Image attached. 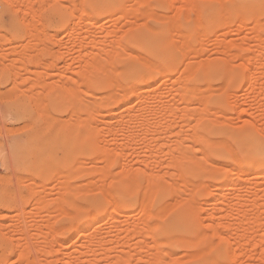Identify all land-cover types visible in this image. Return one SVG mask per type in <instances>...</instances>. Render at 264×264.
<instances>
[{
    "label": "rangeland",
    "instance_id": "obj_1",
    "mask_svg": "<svg viewBox=\"0 0 264 264\" xmlns=\"http://www.w3.org/2000/svg\"><path fill=\"white\" fill-rule=\"evenodd\" d=\"M15 1H17V4H16ZM24 1L25 0H9V1L8 0H0V12H2L3 14H6L7 21L9 20L8 22L6 21V23H4V24L1 23L2 26H5V27H2L0 25V29H1L0 30V90H2V92H0V107H1L0 108V113H1L0 114V128H1L0 129V144H2V145H0V148H2V149H0V157H1V154H2V157H3V158H0V210H1L0 214L3 215V216L2 215L0 216V222H1L0 223L1 224L0 225L1 226L0 227V232H1L0 233V264H18V263L21 264V262L26 264V262L28 263L29 261L33 262L34 264H36V263L38 264L40 262V260L49 259V258H51V259H49V261L54 263V264H62V263L63 264H67V263L68 264H74V263L80 264L81 262L86 264L87 262H85V259H87L86 261H88L89 264H92V263L93 264H95V263L103 264L104 262H107L106 260H109V258H107V257L105 258L104 257V259H103L102 257L100 258L99 256H95L96 258L98 257V258H100L102 260L101 261L100 259H98L100 262H96V260H95L96 258H94L95 261H93L92 259H90L88 257L89 254L91 255V258L94 255V254L93 255L91 254V253H93L92 251H91V253H89V252H90L91 249L93 251H95V253H97L96 251H98L99 249L104 251L105 250V245H106V248H107V245H108V248L109 247L110 248L114 247L115 245L112 244V241H114L115 238H116V240H115L116 242L115 241L113 242L115 244L117 243L115 247L118 250L123 249L122 252H123L125 257L124 256H122V257L126 258V261H125L120 256V255H123V254H121V251L119 252L118 250L117 251L115 250V252H112V257H113V255L115 256V254H113V253H117L116 254V256H118L116 258L117 262H123V264H126L129 261L127 264H135L134 261L136 262V260H138V261L140 260L141 262L137 261L138 263L136 262V264H142V263L143 264H145V263L146 264H148V263L151 264L153 262L152 260L154 259V262H153L154 264H163V263L164 264L165 263L166 264H188L191 261L196 260V258L197 259L199 258V256H195L194 257L192 255V253L189 252L191 250H192V252H195L196 248L195 247L190 248L188 246L186 247V245H182V244H180V245L178 244L177 245L176 242H175L176 243V245H175L174 241H172V239L170 238V235L165 230V227L167 226V223L171 219V217L174 216L176 213H178L182 209L180 207L181 204H179L178 206H177V204L178 203H183V205L185 206V205L188 204L187 203L188 201H192L193 202L192 205L196 202L195 204L199 205V207H198L199 209L202 206L201 209L199 210L198 208H196L198 205L194 204V206H196L195 207L196 210H194V207H191V205H189V206L187 205L188 207L193 208L195 213L193 212V210L191 208H190V210H192L191 211L192 212L191 216L194 219H196L195 218V214L199 213V215H196V216H199V217H197V218H199V220L196 219V221H198V223H199L198 224L196 222L198 230L201 231V227H202L203 231L205 230L207 232L208 231L211 232V233H209V232L205 233L204 232V234H207V235H205L202 238L200 237L199 244H198L199 247H204L203 245H205V246L206 245L207 246L211 245V249L212 250L211 249L209 250L210 254L212 256L216 255L215 257H216L217 260L219 259L218 261L221 262L220 264H223L222 263L223 261L225 262L224 264H228V263L229 264H231V263H233V264L234 263L235 264H243L244 262H245L244 264H246V262H249L248 264H250V263H252V264H254V263L255 264H264V261H263L264 260V256H262L263 252H264V251H262V249H264V247L261 250L259 249L260 247L264 246V207H263V205H264V199H263L264 198V195H263V191H264V187H263L264 186V155L262 153L261 154L257 153V151L255 152V150H254L255 147L253 146L254 142L260 143L261 141H262L261 144L264 145V49H263L264 48V36H263L264 35V27H263L264 26V5H259V4L252 3V2H242V3H240L237 0H209V1L208 0H206V1L205 0H192V1L183 0V2H186L187 4L183 3L182 0H146V1L145 0H143V1H141V0H100L101 2L99 0H59V2L57 0H29V1L26 0L25 2ZM145 2H146V4H145ZM189 2H191V3H189ZM19 3H21V4H19ZM134 3H136V4H134ZM181 4H183V6ZM185 4L188 5V6H186ZM28 5L29 6L31 5L30 8H29ZM145 5H146V7H144ZM129 6H131V8L133 10H130L131 8ZM27 8H28V10H27ZM142 8L143 9L144 8L149 9V10H147L148 13L144 12ZM185 8H187V10ZM121 9H123V10H121ZM120 10L122 11V13H124V11H125V14L121 13L122 15H120L119 14ZM221 10H223V11H221ZM149 11H150V13H149ZM115 12H117V13H115ZM154 12L155 13L158 12L157 13L158 16L159 15H161V16L158 17L157 14L154 15ZM131 13H133V14H131ZM139 13H142V14H139ZM127 14H129L128 17H126ZM130 14H131V16H130ZM137 14H138V17H137ZM109 15L112 16L111 19H114L113 18L114 15H115L114 16L115 18H117L118 16L120 17V19H119L120 21L118 20L116 26H114V27L112 26L111 27L112 28L111 30H113L112 33L114 32V29H115L116 35L119 32V34L117 36L118 38L115 37V39L117 38V40H114V38H112L113 36L110 35V34H109V36H112V37H109L108 33L106 31H103V30H106V29H103V30L101 29L102 28V22L101 21H103V19L105 21V18H106L107 22L111 20V19L109 20V18L111 17ZM143 15L146 16V17L142 19L141 17H143ZM124 16H125V19H124ZM154 16H156V17H154ZM157 17L159 19H157ZM160 17L163 18V19H161ZM107 18H108V20H107ZM133 18H135V20ZM128 19H130L129 22H128ZM136 21H138V22H136ZM142 21H143V23H141ZM9 22H11V23L9 24ZM100 22H101V25H100ZM130 22H131V24H130ZM254 23L256 25L258 24V26H255ZM259 24L261 25L260 27H259ZM147 25L148 26L151 25L152 27L149 29V27ZM131 26H133V27H131ZM169 26H171L172 29ZM153 27H154V29H152ZM168 27H169V29H168ZM173 28H175L174 31H172ZM155 29L159 30L162 33V35L165 36V40L167 41V47L171 51V54L175 57L173 66H170V67L168 66L167 69L165 68L166 73L164 75L160 74L159 71L154 69L153 64L157 63L159 61H157V59L154 56H152L151 53L146 52L142 47H140L138 45V42H139V40L142 37H146L151 31H153ZM41 33H43V34H41ZM3 34H5L6 36H4ZM178 35H179V37H178ZM105 36L107 37L106 39H105ZM169 36H171L174 41ZM37 37H38V39H37ZM258 37H259L260 40L258 39ZM39 38H40V40H39ZM99 39L100 40L101 39L102 40L105 39L104 41H102V43L103 42L105 43V42L108 41V43H106V44H108L107 46L109 47V43H110V45H114V48H115V46H119V45H116V43H114L115 41L118 42L117 44H119L121 42V44L123 46H125V48H127V49L124 48L125 49V51H124V49H122L123 47L120 46V47H122V48H120L121 50L117 47L119 49V51H117L118 49L114 50L110 46V48H112V50H111L112 51V53H111L112 55H110V56H112V57L109 56V59L106 60L107 57H108V53L109 52H107L106 50H105L106 51L105 52L103 50V49H105L104 48L105 47L104 43L102 45H101L100 41H99L100 44L97 43ZM108 39H110L111 41H109ZM176 40H178V41H176ZM258 40L260 42H258ZM95 41H97V42H95ZM20 43H21V45H20ZM28 44H30L31 47ZM34 44H36L35 48H34L35 50L33 49ZM45 44L48 45V46H46ZM187 44H189V45L187 46ZM24 45L26 46V49H31V50H26L25 47H21V46H24ZM183 45H186V46L183 47V48H186V50L181 48ZM97 46L100 47V48H102V46H103V49L100 50L99 48H96ZM78 47H80V49ZM108 47H106V48H108ZM190 47H192L193 49L190 48ZM22 48H24L26 51L23 50ZM83 48H85L86 50L83 49ZM110 48H108V49L110 50ZM189 48H190V50H189ZM98 49L101 51V53H100L101 55L100 56L98 55V51H99ZM194 49L196 51L197 50L198 51L196 52ZM21 50L24 51V52L22 53ZM36 50H37V52H36ZM96 50H98V51H96ZM122 50L124 52H126V55L121 53ZM193 50H194V52H193ZM17 51H19L20 53L17 52ZM81 51H82V53H81ZM91 51H94L95 53L91 52ZM185 51L186 52H188V51L193 52L192 54L196 53L197 54L195 56L196 58L194 57L195 58L194 59L191 53L188 54ZM203 51H205V52L203 53ZM228 51H230V56H228L229 55ZM83 52H85V53L88 52V55L84 54ZM130 52L133 53V54H131ZM183 52H184V54H183ZM223 52H224V54H223ZM59 53H61V54H59ZM89 53L90 54H93V53L95 54V55L93 54L94 55V57H93L94 59H96L97 56H99L98 58H100V57L103 56L104 53H107V57H105V55H104V57H105V60H106L105 62L108 65H106L104 63L103 66H101L102 62L104 61L103 60L104 57H103V59L101 58L103 60V61L101 60L102 61L101 64H100V62H97L96 65L100 64L99 67L101 66V68L105 67L104 65L109 66V63L111 64V66L113 65L112 68H115L114 69L115 71L113 70L112 71L113 73H110V74H113L114 77H112V78H114L115 80L111 79L112 80V83L110 82L111 85L108 84L107 78H109V77L111 78L112 75L110 76V74H109V77H107V72L108 71L106 72V74H105V71H103V70L108 69V67L105 68V69L102 68V70L100 68V70H99V67H97V66L94 67V64H95L94 63L91 66L90 69H87V68H89V65L92 64V62L88 63V66L86 65L87 62H85V64H84V61H86L85 58L86 59H88V57L92 58L89 55ZM225 53H227V55ZM21 54H23L25 56H23ZM27 54H29V55H27ZM190 54H191V56H190ZM26 55H27V57H26ZM31 55H34V57L31 56ZM36 55H38V56L36 57ZM184 55H186V56H184ZM187 55H188V59H189V57L193 58V61L197 60L196 62H198V61H200V59H202L199 63H196V65H197L196 68H195V62L193 63L195 70H194V72L192 71L194 69L193 65L191 67L193 69L190 70V71L193 72V74L192 73L189 74L188 71L187 72L185 71L186 66H187L186 63L192 61L190 59L186 60L187 59L186 58ZM13 57H14V60L12 62L11 60L13 59ZM35 57L37 59L38 58L39 59L37 60ZM143 57H145L144 59L148 60V62L150 63V64L148 63L149 65L148 64L145 65L146 61L145 60L143 61V59H142ZM206 57H207V59H206ZM19 58L20 59L23 58L24 61L23 60L20 61ZM34 58L36 60H34ZM118 58H119V61L116 60ZM203 58H205V59H203ZM15 59L17 61L19 60V62L17 63ZM252 59H255V60H252ZM87 61H89V60H87ZM107 61H110V62L108 63ZM139 61H141V62H139ZM259 61H262V62H259ZM182 62L185 65H182ZM42 63H46V66H48V67H44V69H43L44 71L42 70V65H43ZM52 63H54V64H52ZM131 63L137 65V67L139 68L138 70H140L139 72L141 74H143V76H145V80L144 81L142 80L144 78H141L140 80L137 81L138 84L143 85L145 88L147 87V85H149L151 89L153 88V89L156 90V88L159 85V83L164 79V78L162 79L161 77H165V76L169 77L168 81L171 83V85H170V83H169L170 87L167 86V84L164 85V86H166L165 87L166 89L164 91H165V94L168 93L166 95V97H168L167 99H170L171 102H173V104H174L173 108L175 110L172 109V111H175V112L172 113V111H170L168 114H166L165 117H167L168 119L167 118L164 119L165 118V117H163L164 114L162 113L163 116H161L162 114H159V113H161L159 111L156 112V113L159 112L158 114H156V113L154 114V112H152L153 115H156L157 117L158 116L162 117L161 119H162V121L165 120L166 121V122L164 121L165 123H167V120H169L168 123L170 125H167V124H165L163 122L164 126H162L163 128H165V125L167 126L166 130H167L168 134H167V136L165 134L164 138H167V139L169 138L168 139L170 141V142H168L169 144L167 143L168 140L164 139L166 143L163 146H161L160 143H159L160 145L154 143L155 145L153 147L149 148V145H148L149 142L148 141L150 139L148 137L152 136L153 131H149L148 130L149 131V133H148L146 131V128L142 127V126H144L143 124L146 123L145 121H147L148 118H150L151 115H149V113H147L149 115V117L146 114V116L148 117L147 119H146V117L145 118L143 117L144 119L138 117V119H139L138 120L136 118L137 116H133L132 117V118H136L137 119V121L135 119L132 120L133 124L134 123L138 124L139 122H141V123L143 122V124L140 123V128L142 127L149 134L147 136L146 135L147 133L145 131H144V133H146V134L142 133L143 132V131H141L142 128L141 129H139V128L137 129L138 131L140 130L141 133H140V131L138 133L137 130H134L132 128H130V129H132V130H130L129 129V127H130L129 123L132 124L131 121L129 122L128 120L125 119L123 121H120L121 123L117 124V120L115 119L116 117H114V115L116 114L118 117L121 115V114H119V113H121V111H119L120 110V108H119V104H120L119 101L120 100L113 99L112 97L108 98V100H107L106 98L103 97L104 95H101L104 98L102 100L106 101L107 104H108V106H107L106 102H104V106L103 107L101 106V102H102L100 100V98H101L100 94L101 93L104 94L105 92L111 90V88L115 89V90L112 89L111 91H117L116 90L117 88H115L117 86L114 84L113 81L117 80L116 84L119 83L118 84L119 86L123 85V86L126 87V85L127 86L130 85L129 83H131V82L128 79L127 66L129 64H131ZM7 65H9V66H7ZM19 65H21V66H19ZM81 65H86L87 66V68H86V66H85V68H83V69L87 70V71L85 70L86 72H84L85 73L84 75H86V76H83V73L80 71V70H82ZM203 65H204V67H203ZM50 66H52V67L50 68ZM55 66L58 69V71L55 68ZM152 66H153V68H152ZM13 67H15V68H13ZM25 67L28 70L31 69L32 71H30V72H32L33 74H34V72L35 73H40L42 71L44 73L46 71V68H47L48 70L46 71V73H48V75L46 73H45V75L43 73H42L43 75H41V73H40V75L37 74L36 75L37 77L39 75L38 83L36 81L35 75H32V76L35 77V80H33L32 77H30V79L28 78L30 81L28 79L27 80H28V82H30V84H32L34 82L33 83V85H34L36 83V86L35 87L31 86L33 88L30 89L31 88L30 84L26 81V78H27L26 75L28 74L29 71H26L27 73L24 72L25 74L23 73V71H25V69H24ZM39 67H41L40 69L42 70L40 72H38V70H37V69H39ZM80 67H81V69L79 70ZM34 68L36 69L37 72L35 70L33 71ZM73 68H74V70H73ZM93 68H94V70H93ZM189 68H190V66H189ZM77 69L79 71H77ZM75 70L77 71V74H74L75 76H73L72 73L76 72ZM88 70H91V71H89V72L92 73L91 75L88 72ZM18 71L21 72L22 75ZM56 71L61 73V75L57 74ZM82 71H84V70H82ZM110 71H111V67H110ZM13 72H15V73H13ZM49 72H50V74H49ZM54 72H56V75L55 74L53 75ZM80 72L82 73L83 78L86 79V80L84 79V84H86V86L83 84L82 88H84V87L87 88V89H85V88L84 89L81 88V89L82 90H86L85 93H84V94H86V96L87 95L91 96L93 94H94L93 96L99 95L98 96V98H99L98 99V104L95 103V104H97V108L99 110H96V107L94 109L93 106L91 107V109H94V110H91V109L89 110L88 106L86 107V103L85 102L87 100H89L90 96H88L89 98L86 97V99L88 98L87 100H85V97H84L85 102H83V99H81L82 97L80 98L82 101L79 100L78 97H76L74 99L72 98L73 96L76 95L75 94L76 91L81 90L79 88L81 87V84L83 83V80H80V75H81ZM32 73H29V74L31 75ZM51 73H52V76H54V77L51 76ZM144 73H146L147 75L144 74ZM29 74H28V77L30 76ZM62 74L64 76H62ZM78 74H79V76L77 77ZM178 74H180V75H178ZM181 74H182L183 77H181ZM20 75H21V78H22V76H23V78H25V79L22 78V80L25 81L23 85H20V83L23 82L20 79ZM58 75L63 77V78H61V79H63L62 83L64 82L63 84L66 83V84H68V86L71 85L70 82H68V79L69 78L71 79V76H73L74 78L77 77V80L78 79L80 80V82H79V80L75 81V79H72V80L75 81L73 83L75 85H77V87H78V90H76L74 92L73 96H71L72 94L70 93V91H68V89L67 90L64 89V88L67 87L66 84H65L66 87L62 88L63 84L59 82L60 81L59 80L60 76H58ZM173 75H174V78H173ZM15 76H16V78H15ZM68 76H70V77L66 78ZM186 76H187V78H184ZM11 77H12V79H11ZM51 77H52V80H53V83H52L53 87H50V89L48 88V89L45 90V87L47 86L46 85V81L48 82L51 79ZM167 77L165 79H168ZM170 77L172 79H174V81L176 79L178 81L174 82ZM14 78L16 80H14ZM31 78H32L33 81L31 80ZM40 78H43V82L45 83L46 86L43 84L42 81H40V80H42ZM53 78L59 80L58 83L60 85L56 84L57 81L54 82ZM146 78H147V80L148 79L149 80L146 81ZM179 78H180V82L185 79L184 82L186 84L182 81V83L184 85L183 84H179L178 85ZM65 79H66V81H65ZM91 79H92V81H91ZM99 79H101V80L104 79L103 80L104 81L103 85H101V86L95 85L96 84L95 80H99ZM109 81H110V79H109ZM156 81H158V82H156ZM168 81H167V83H168ZM77 82H79L80 85L76 84ZM176 82H178V83H176ZM12 83L16 87H18L20 85L18 88H20V90L22 88L21 92H20L19 89H16V87H13ZM15 83L18 86L15 85ZM48 83L50 84V82H48ZM152 84L153 85L155 84L154 86H156V87H151ZM176 84L178 86H176ZM40 85L43 86V87L40 88L39 87ZM54 85H56V87ZM57 85H59L60 88ZM185 85H187V86H185ZM192 85H193L194 88L190 87ZM221 85L223 86L222 88H221ZM24 86H27V88L30 89L31 91L39 89V91L42 90L43 92L41 91L40 93H38L37 90H36L34 92V94H33V92L31 94V92L29 93L30 90H28V92L26 91L27 92V94H26V92H24V90H27V88L25 87V89H23ZM72 86H74V85H72ZM72 86H70V88H72ZM181 86H182V88L180 90L179 87H181ZM8 87L9 88L11 87V89H9ZM12 87L15 88V91H13L14 89H12ZM48 87H49V85H48ZM186 87H188V88H186ZM195 87L197 89H200V90L197 91ZM215 87H217V90H214ZM218 87H219V91H218ZM56 88H57V91H56ZM61 88H62V90H61ZM173 88H176V89H174L175 91H173ZM74 89H76V86H74ZM192 89L195 90V92L191 91ZM6 90H8V91H6ZM18 90H19V92L17 93ZM53 90H55L56 92H59V95L55 91H54L55 92V94H54ZM82 90L80 91L81 93H82ZM88 91H90L89 94L87 93ZM186 91L188 93L191 92V94H188V93L186 94ZM199 91L202 92V93H200ZM4 92H6V93H4ZM80 92L78 91L77 93L79 94ZM172 92H175V93L177 92V93L175 95ZM28 93L30 94V96L31 95L35 96V94H37L33 98V101H32V97H30ZM67 93L70 94L69 98H72L73 100H75V101H73L74 104L72 102V99H70L71 101L68 102V96H66ZM109 93H111L113 95L115 92L113 93V92L109 91ZM196 93L197 94L199 93L200 95H197ZM173 94L175 96H173ZM41 95L43 97V101L44 102L41 101L42 100ZM82 95L83 94H80V95H77V96H82ZM105 95L107 96V93H105ZM65 96H66V98H65ZM83 96H85V95H83ZM176 96L179 97V98L184 97L183 99H180L182 102ZM198 96L201 98V100H200V98L199 99L197 98ZM38 97H41V98H38ZM37 98H38V100L41 99V100H39V101H41L40 105H41V103H44V105H46L45 107L48 110V111L46 110V112H45V115L48 112L47 113L48 116H46V118L43 115L44 112L42 113L40 111L41 109H37V106H40L39 103L36 102ZM136 98H137L136 96L132 97V100L133 99H134V101L136 100L135 103L138 100ZM211 98L213 100H210ZM61 99H63V101L65 102V104L63 103L64 104L63 107H61L62 106L61 103H59L60 106L58 105V107L53 106V104H52L53 102H55L57 100H61ZM91 99H94V102H95L97 100V97L93 98L91 96L90 100ZM76 100H77V102H76ZM90 100H89V102L91 103V105H93L94 104L93 100L92 101H90ZM176 100H177V102H176ZM134 101H133V103H134ZM183 101H184V103H183ZM108 102H110V103H108ZM179 102H181V103L179 104ZM194 102L196 104H194ZM33 103H37L36 106H34ZM77 103H78V105H77ZM130 103H132V101ZM51 104H52V106H51ZM117 104H118V106H117ZM75 105H76V107H78V109L75 107ZM130 105H132V104H130ZM133 105H135V104H133ZM185 105H186V107H185ZM192 105H195L194 107H196V108H194ZM72 106H73L74 109H76L78 111L76 112V110H74L73 108L71 109L73 111H71L70 107H72ZM114 106H117V107H114ZM41 107H42V105H41ZM6 108H10L11 111H8V112L13 113V114H14V111H18V112H20L22 114H23V111H24L25 114L21 117L22 119L19 118L21 120H18L16 115H15L16 117H11V118H8V120H7L6 115H8V112L7 111L5 112ZM185 108H188V109H185ZM42 110L45 111L44 109H42ZM87 110H89V112ZM95 110H96L97 114H95L96 113V112H94ZM108 110L110 111V115H109V111ZM184 110H186V111L188 110V112H185ZM208 110L209 111L211 110L210 114L207 113V112H209ZM39 111L41 113H39ZM98 111L101 113V115H99ZM102 111H104L106 113V115L108 113V115L111 116L112 119H115L117 125L115 124L114 120H113L114 123L112 121H108L109 118H110V120H112L111 117H108V115L106 116L105 113L102 112ZM111 111L112 112L114 111V112L112 113ZM117 111H118L119 115L117 114ZM198 111H200V112H198ZM68 112L70 114H68ZM90 112H92V113L90 114ZM140 112H141L142 115H144L143 113L145 111H144V109H143V111L141 109V110H139V112H136V113L134 112V113L137 114V113H140ZM147 112H149V111H147ZM197 112L199 113V115H198ZM211 112H213L212 115L215 113V115H213L214 117L211 115ZM73 113L74 114L76 113L78 117L80 115V118H78V119L75 118V121H71V119H72L71 117L76 116V115H72ZM87 113H88V115H86ZM102 113H104V114H102ZM183 113H185V114H183ZM186 113H188V115H190V117ZM200 113H201V115H200ZM52 114H53L54 117L56 115V117L59 116L60 118H54L52 116ZM93 115H94V117H93ZM202 115L204 117H201L199 119L198 117L202 116ZM209 115L212 118L216 119V120L218 119V121H220L221 124L220 123H216V121L214 119H210V121L214 120L215 123L211 122L212 125H211V123L209 124L210 121L207 122L208 119H209L208 117H210ZM215 116H216V118H215ZM47 117L49 119H47ZM64 117L66 119L71 118L70 121L68 120L69 123H65L66 121L65 122L63 121L60 124L58 121L64 119ZM97 117H98V119H97ZM103 118L106 119L108 122L106 120H105L106 122L103 121ZM182 118H184L183 121H182ZM94 119L97 120V121L101 120L102 122H104L106 124L103 126V123L100 122L101 124L99 123V125H98L97 124L98 122L96 121L97 122L96 123ZM140 119L143 120V121H140ZM153 119H157V118L152 117V118L149 119V121H152ZM161 119L159 118L157 120H161ZM197 119H199V120L196 121V124H194L195 120H197ZM85 120L88 121V122L86 121L88 124L89 123H92V124L88 125L89 126L88 127L87 123H85ZM184 120H188V121L190 120V121L189 122L187 121V123H186V122H184ZM126 121L128 122L127 123L128 124V126H127L128 128L126 127V125H127ZM149 121H147V127H148V125L151 126L153 124L152 123L153 121L152 122H149ZM49 122H51V124H49ZM183 122L186 123V124L190 123L187 126H189V125L190 126H194L193 130H192V127H190V126H189L190 128L187 127V129H188L187 132H186V129H185L186 133H188V132L191 133L192 132L193 135L196 134V133H197V135H198V133L199 134L202 133L199 136L200 137L199 139H195V141L193 139V141H192L193 143L191 142L192 138H191L190 142H189V140H187L188 142L187 141H185V142L188 145L194 146L193 148H195V149H197L198 146H199L198 148H202L201 150H203V152L202 151L201 152L204 153V154H202L200 152H197V151H200L199 149H197V150L194 149V150L197 152V154L199 153L198 156L202 158L199 161L203 162L202 160L205 159V158L202 157V155H203V156L206 157V159H208L206 161V164L207 163L208 164L204 165L205 164V160H204V164L202 163L203 166H200L199 161L195 160V158L194 159H189V158H192V157H190L191 155H189V158L186 157L180 163L181 166L183 165L182 163L185 164V166L183 165L184 167H182V169L184 168V170L182 171V169L180 168L181 166H178V170L179 171H177V170L175 171L174 170L175 166H171L167 162V160H168L167 158H169V157L167 156L166 153L169 152V151H167L168 148H164V147H167L168 145L171 146V144L176 141L174 139H177L178 136L176 137L174 135V132H176L180 128V127L178 128V125L179 126H181V125L183 126V124H184ZM47 123H48V125H47ZM63 123H65V124H63ZM122 123H125L124 124L125 126L122 125ZM148 123H150L151 125L148 124ZM171 123L172 124L174 123L173 124L174 127H175L174 129L177 128V130L173 129V127H172L173 125H171ZM205 123L208 124V125H206ZM11 124H12L13 128L11 127ZM24 124L26 125V127H25ZM71 124L73 125L72 127H71ZM93 124H95L96 126H94ZM109 124H114V125H113V127H111L112 125H109ZM133 124L131 125V127H134ZM106 125L107 126L109 125L110 127L108 126V128H107ZM118 125L119 126L121 125V126H124V127L123 128L120 127V129H121L120 130ZM8 126L10 128H12V129L8 128ZM93 126L96 127V128H94ZM98 126H100V127H98ZM105 126L110 131L109 130L107 131ZM117 126H118V130H116ZM201 126L205 127V128H198V127H201ZM16 127L17 128L19 127V128L17 129ZM97 127L99 129L100 128H102V129L98 130ZM135 127H138V126H135ZM162 127H159L158 129L160 130ZM184 127L185 126H183V128ZM7 128H8V131H7ZM14 128H16V129H14ZM72 128H74L75 130L72 129ZM86 129L88 130V134L86 135L85 139L88 141L87 143H89V144L87 146L83 147L82 142L84 141V139L82 140V138L80 136H78V138L75 139V141H74V142H77L75 145L73 144L74 143L73 141H71L72 143L67 145L68 146V150H70L71 153H68V154H65V155L64 154H61V155L59 154L57 156H53L52 157L50 155L45 154V155H41V157H39V156L36 155V152L34 153V151H29V150L25 151L23 149L21 151H19L18 155L13 154L12 152H9V154H8V152H7V149H10L11 148L10 146H12L13 143H15L17 146H21L23 144L22 140L30 142L37 149L38 148L40 149L42 147H46L47 144L51 145L52 143H51L50 135L53 137V134H54L53 132L55 130L57 132L60 131V135H65L67 132H73V131H76V130L77 131H85ZM122 129H126V130L123 131ZM148 129L153 130L154 128L151 127V128H148ZM9 130H10V132H9ZM102 130H103V132H99V131H102ZM128 130H130L131 132L134 131L135 133H138L139 134V141H137L138 137H135L136 139H134V134L135 133L133 134V132L131 133ZM169 130H170V133H169ZM126 131H128V132H126ZM49 132L50 133L52 132V133L50 134ZM107 132L110 133V134H107ZM122 132H126L127 134H129V132H130L131 135L133 134V136H131L129 134L131 136V137H129L126 133H122ZM151 132H152V134H151ZM261 132H263V133H261ZM102 133H104L105 135L102 134ZM113 134H114V138H113ZM138 134H137V136H138ZM141 134H144L149 139L148 140L146 137H143L144 135L142 136L143 138H145V140H147L148 143L145 142L143 139L140 142V138H142V137H140ZM153 135L155 136V137L152 136V138L154 139V138L158 137L159 134L157 135V133H156V134H153ZM187 135H191V134L188 133ZM197 135H195V136H197ZM247 135H248V137H247ZM202 136L205 137L206 139H208V141L205 138H202ZM124 137H128V140L125 139ZM186 137L187 136H185V138ZM48 138H50V139L48 140ZM101 138H103V139H101ZM115 138H117L119 141L117 139H115ZM129 138H132V140H136L137 142L132 141V142H135V143H132L131 139L129 141ZM211 138H212V142H213V140L217 141L218 139L222 140L224 138L223 139V143L222 142L221 143L222 144L226 143V144L222 145V144L216 142V143H214V145H221L220 149H218L219 147H217L216 149L223 151L222 149H225L223 146L226 147L229 144V147H231L233 149V151H232L231 148H229L230 150H227V147H226V150L228 152L230 151V153H231V151L234 152V155L236 156V158H237L236 160H238V163L236 164L234 162L235 159H234L233 156L232 157L230 156L231 155L230 153L229 154L227 153V157H222V156H218V155L214 156V154L211 155L210 150H209V148L211 146L210 145ZM2 139H4V140H2ZM111 139H112L113 142H110ZM187 139H190V138H187ZM200 139H201V141H200ZM42 140H48L49 142L45 143L47 141L44 142ZM100 140H102V141H106L107 140L106 141L107 144L102 142V141H100ZM224 140H226V142ZM96 141H98V142H96ZM117 141H118V143H117ZM154 141H155V139H154ZM196 141H197V145L194 144V142H196ZM128 142H130V143H128ZM144 142L148 145L149 150H152V148L154 149V147L156 145L160 146V148L162 147V149L163 148L166 149L167 152H163L157 146L156 147L157 148L156 152H157V150H160V154H162L161 153V151H162L164 153L163 155L165 156V159L163 158L164 162H163V160H161V162H163V164L170 165L172 168H169L170 166H167V165L166 166L164 165V167H163L162 163L155 162V159L157 160V156L159 155V151H158L157 156L155 158H153L154 164H152L150 158H151V154H154L155 152L153 153L154 150H152L151 151L152 153L150 154V152L144 151L142 148H144V147H145L144 149L147 148V146H146V144ZM150 142H151V144H153L152 140ZM159 142H162V141H159ZM4 143H6V146H5ZM98 143H99L100 146H102V143H104L103 145H104L105 149H104L103 146H102V148H100ZM3 144H4V146H3ZM40 144H41L42 147L40 146ZM166 144H168V145L166 146ZM123 145H124V147H123ZM137 145H138V147H137ZM107 147H108V149H107ZM237 147H239L241 149V151ZM4 148L6 150V153L1 151ZM120 148H122V149L120 150ZM171 148H173V147L171 146ZM140 149H142V150H140ZM106 150H107L108 153L109 152L110 153L108 154L106 152ZM137 150H139V151H137ZM146 150H148V149H146ZM141 151H143L144 153H146V152L149 153L148 154V156H150L149 157V160H150V164L149 165H150V167L152 169H148L149 168L148 162H146L147 165H146V163L145 164H140L139 163V162L142 161L141 159L145 160L144 158H141L142 156L145 155L144 154V155L141 156ZM173 153L177 154L176 152H174V150H170V154H173ZM104 154H105V156H104ZM106 154H107V156H106ZM122 154H125V156H123ZM194 154H196V153L194 152ZM194 154L192 153V156ZM197 154H196V156H197ZM200 154H201V156H200ZM108 155H109V157L111 159L110 158L106 159V157H108ZM163 155H160V157H162ZM148 156L145 155L144 157L148 160ZM6 157L7 158L9 157L10 160H9V158L7 159ZM137 157H139V160H138ZM152 157H154V156H152ZM178 157L179 156H177L176 158H178ZM4 158L6 159V161L9 160L8 161L9 163H7L5 161V163L8 166L3 164ZM171 158H173V156H171ZM133 159H135V160H133ZM186 160L188 162H186ZM130 161H132L131 162L132 164L130 163ZM159 161H160V159H159ZM10 162H11V164H10ZM17 162H19V163H17ZM142 162L144 163V161H142ZM24 164H25V167L23 166ZM75 164H76L77 167L74 166V169H72V167H73L72 165H75ZM82 164H85V165L83 166ZM86 164H88V165H86ZM189 164L190 165L192 164V166H194V167L197 166L198 169H196L197 167L189 168L190 167ZM209 164L211 165V167H213L212 168L213 170L210 168L212 170V172L210 171V169L206 168V167H210ZM217 164H218V166H221V168L220 167L218 168ZM78 165H79V167H78ZM215 165H216V167L219 170L216 169ZM81 166L83 167V169H82ZM85 166H87V168H85ZM204 166H206V167L204 168ZM68 167H69V169H68ZM131 167H134V168H132L133 171L131 170ZM75 168L77 170H79L78 171V172H80L79 174L78 173L77 174H75V173L71 174L70 170L71 171L73 170L72 172L77 171ZM80 168H81V170H80ZM123 168H125V169L129 168V169L125 170ZM155 168H156V170H155ZM84 169H85V171H84ZM141 169H144V173L147 172V175H148L149 170L150 171L152 170L153 172L152 171L151 172L153 174H155L156 172L159 173V172H161L163 170H164V172L166 171L167 177H170L171 179L173 177V180H175V179L177 180L178 179L177 181L175 180V183H176V185H178L180 183V185L177 186V188L179 190L175 189L177 191H174V194H173V189L172 188H174V185H173L174 183L172 184V182H174V181H169V178H167L168 179L167 180L166 177L164 178V176H166L165 175L166 173H164V172H162V173H164V176H163L164 180L161 179V177H162L161 174L162 173L159 174V175L156 173L157 174L156 175L157 178H155L156 176L154 178H155V180L157 182H160V184L164 187V189L155 192V193H157V195L154 193L153 194L154 197L152 196V192L153 191L150 190L151 191L150 193L146 192V194H147L146 196L147 197L148 196H150V197L152 196V197H151V200L148 199L150 197H148V198L146 197V200L147 201L149 200V201L147 203H145V204L148 205L149 207H148V210L145 207L143 209L142 205L145 206V204H143V201H142L143 197H145L144 188H145L146 185H149L148 184L149 178L144 176L146 174L142 173L143 170H141ZM176 169H177V167H176ZM122 170L127 172V173H125V172L122 173ZM140 170H141V172H140ZM221 170H223V171H221ZM109 171H111V172H109ZM131 171L134 173V175H132L133 177H131L129 175V173H132ZM170 171H172V173L174 175H176V176H172V173L170 174ZM174 171H175V173H174ZM239 171H240V174H238ZM242 171H243L244 174L242 173ZM256 171H258V173ZM118 172H120V174H122V175H120ZM179 172H180V174H179ZM63 173L66 174V176ZM261 173L263 174V176L261 175L263 178L261 176H258ZM73 174H74V176H73ZM115 174H117V178L118 177H120V178H118V179L113 178V177H115ZM251 174L252 175L254 174V176H256L258 174L257 177H256L257 180H256V178L254 176H253V180H252V175ZM118 175H120V176H118ZM6 176L9 177V178H7ZM27 176H29L28 177L29 180L27 179ZM72 176H73V178H72ZM121 176H122V178H121ZM228 176H229L230 179L228 178ZM15 177H17V179H15ZM23 177L26 178L27 180L23 179ZM66 177L67 178L71 177V178L67 179ZM182 177H183L182 181H185V182L187 180H191V181L187 182L188 184H186V185L184 184V182H183V184H181L182 181L180 182L179 179L181 180ZM258 177H261V178L259 179ZM130 178H134L133 181H132V184H131V180L132 179L130 180ZM60 179L61 180L63 179V182L65 181V179H67L65 182L66 183L69 182L70 185H73L74 187L73 186L70 187V185H68V184H66V185H68L72 190H75V191H78V192H75V191H72V190L70 191L69 190L70 188H68V186H66L65 183H63ZM165 179L170 183V184L168 183L169 186L166 183ZM184 179H186V180H184ZM254 179H255V181H254ZM12 180H13V182H12ZM81 180H82V182H81ZM83 180L84 181L86 180V182L89 183V184L86 185L85 184L86 182H84ZM128 180L130 181L131 185L127 182ZM29 182H30V184H29ZM133 182H134V184H133ZM136 182H137V184L135 185ZM146 182H147V184L145 185L144 183H146ZM149 182L151 183V180H149ZM197 182H199V183H197ZM257 182H259L261 185H259V183L257 185ZM35 183L39 184V188H38V185H36ZM78 183H79V185H78ZM47 184H48V187H47ZM80 184L82 186H80ZM142 184H144L145 186H143ZM196 184L198 185V187H197ZM226 184H228V186H231V188L227 187ZM61 185H64V186L61 187ZM132 185H134V186H132ZM182 185H183L185 190L182 188ZM249 185H251L252 187L249 186ZM31 186L33 188L35 187V189H37V190L33 189ZM65 186L68 189H66ZM76 186H78V188L81 189V191ZM131 186H132V188H131ZM171 186H173V187L170 190ZM195 186H196V188H194ZM218 186H220V187H218ZM59 187H61V189L64 190V191L62 192ZM63 187H64V189H63ZM207 187H208V189H207ZM216 187H217V189H216ZM225 187H227L228 189L225 188ZM250 187H251V189H250ZM41 188H43V189H41ZM88 188H90V189H88ZM188 188H190V189H188ZM260 188H261V190H260ZM85 189L86 190L88 189L90 191H88V190L86 191ZM91 189H92V191H91ZM103 189H105V191ZM186 189H188L189 192L192 193V195L191 194L189 195L190 199L185 197V199H183V202H180V201H182L180 199L181 197L188 196L187 195L188 194V190H186ZM48 190H50V191H48ZM198 190H199V192H198ZM256 190H258V191H256ZM170 191H172V194H171ZM184 191H186V193ZM218 191L221 194H218L219 193ZM46 192L47 193L50 192L51 194L50 193L46 194ZM73 192H74V194H73ZM123 192H124V195H123ZM158 192H160V193L158 194ZM214 192H216L215 195L213 194ZM253 192L255 194L251 195ZM261 192H262V194L259 195V193H261ZM52 193H54V194H52ZM248 193L249 194L251 193V194L249 195ZM42 194H45L46 196L42 195ZM176 194H180V195L182 194L183 196L182 195L181 196H179V195L175 196ZM56 195H58V196H56ZM66 195H68V196H66ZM155 195L157 197H155ZM171 195H174V196H171ZM234 195L236 196V198H235ZM65 196H66V198H63ZM178 196H179V198H178ZM217 196L219 197V200H220V202H218V204L216 203L217 200H215V199H218ZM252 196H257V197H252ZM69 197L70 198L72 197L73 201L72 200L70 201ZM248 197L251 198L252 200L251 199L248 200L249 199ZM261 197H263V198H261ZM55 198H57V200ZM213 198H215V199H213ZM66 199H67V201H65ZM109 199H111V200H109ZM157 199H159V201ZM179 199H180V201H179ZM187 199H189V200H187ZM225 199H226V201H225ZM138 200H139V202H138ZM154 200H155V202L158 201V202H156V205H155ZM171 200L175 201L174 203H176V204L174 205V203H173V205L171 204L172 205L171 206L169 204V203H172ZM56 201H57L58 205L56 204ZM111 201H112V203H111ZM140 201H141V204H140ZM161 201H163L162 203H164V206L165 205L167 206V204H169L170 206L168 205L169 206L168 208L171 207V209L168 210V208H167V210L164 213H161L162 216H159V217H161V219H160L157 216L158 212L161 210L160 206H158L159 211L156 212L157 214L155 213V211L157 210V205L158 204H160L163 207V204L161 203ZM167 201L168 202L170 201V202L168 203ZM208 201H211V202L208 203ZM212 201L214 203H212ZM60 202H61V204H60ZM113 202H115V203H113ZM227 202L229 203V205L226 206ZM231 202H232V204L233 203H236V204L232 205ZM34 203H36L37 205L34 204ZM72 203L75 204V205H73ZM185 203H187V204H185ZM238 203L239 204L241 203L240 207H239ZM260 203H262L261 206L259 205ZM31 204L34 205V206H32ZM53 204H54V206H53ZM80 204H81V206L86 204L83 207L85 209L81 210L86 215H89L90 210H91L92 214L94 213L93 215H91V213H90V215H91V217L93 216L94 218L97 217L96 219L98 221L97 223H99V226L103 222L107 223V225L106 224H104V225L101 224L103 226H100V227H103L102 228L103 232L106 230L105 232L113 233L115 235L117 234L116 237L114 236V240L111 241L110 239H111V237L113 235L111 236L110 234H108L107 235L108 237L106 236V239L110 240L111 242L106 241L104 239V240H102V243H101L102 247H100V245L96 246L97 244H100L98 242H101V241H99V239L98 240L96 239L97 238L96 236H98V235H94V233H95L94 231L97 232V229H96L95 226L96 225L98 226V224H96L95 226H92V228L94 229V230L92 229L94 233L90 232V231H92L91 230V226L88 227L90 230L86 226L85 227V231L87 230V232L84 231V233H87V234L89 232H90V234L92 233V235H94L93 237L96 240L97 244L95 242H93L92 235L90 237V238H92L91 241H90V238H89V240H88V238L86 239L83 236L82 237L85 238L86 240L81 238L79 233H77L75 231L78 228V226L80 227V226L83 225V220H84L83 219L84 216L82 215L83 217H81L79 215V213L81 212L79 210L82 208V207H80ZM115 204L117 206L116 209L112 208V206L115 207ZM189 204H191V203H189ZM183 205H182V207H183ZM249 205L251 207H249ZM39 206H40V208H38ZM77 206L79 208H77ZM203 206L205 208H203ZM208 206H210V207L212 206V208L214 207L215 209H213V211H210L211 208L208 207ZM217 206H219V207H217ZM60 207H62V208H60ZM153 207L155 209H153ZM228 207H231V208H228ZM34 208H36V209H34ZM64 208L67 209L66 211H69V212H65ZM179 208H181V209H179ZM243 208L244 209L246 208V209L244 210ZM24 209H25V213H23ZM142 209H143V211L146 209V211H149L148 213H150V214L147 213L148 216L145 214L146 219L144 217L143 221H144L145 224L147 223L150 227H153V229H154L153 236H151V237H152V239L155 238L154 239V245L155 246H152V247H149L150 242H148V241H151V244H153L152 243L153 240L151 239L150 236L146 237V239L148 238L147 239L148 241L143 240V239H145V236H143V233H141L142 235L139 236L140 237L139 238V237H134L133 232H132V236L133 237L130 236L131 231L130 232L128 231L129 234L127 232H125V233H127V236L125 234V237L122 238L123 237L122 233L124 234L123 230L127 231L126 227L123 229L124 225L128 226V228L130 227V229H128V230H132L136 225H137L136 226L137 227L136 230H138L139 229L138 227H140V225H139L140 223H141L142 227L145 225L143 223V221H139L138 222V220L139 219L141 220L142 217L139 218L136 221V219H134V217L132 218L131 216H129V217L128 216H124L123 217L121 215L122 212L124 211L123 214H125V212H126L125 215H127V214L130 215L131 214L132 216L136 217V216H140V214H143L142 213L143 212ZM231 209L233 210V214L231 213L232 212ZM113 210L114 211L116 210V212L118 210V212L120 211V213L117 212L116 213L117 215H116ZM153 210H154V212H152ZM163 210H164V207H163ZM225 210H227V211H225ZM207 211H209V215H207V213H208ZM38 212H40V213H38ZM210 212H213V214H211ZM42 213H44L43 214L44 216L42 215ZM205 213H206V215H205ZM11 214H13V215H11ZM53 214H54V217H55L54 219H53V216H52ZM56 214H59V215L56 216ZM154 214H156V216ZM171 214H173V215H171ZM32 215H33V217H32ZM46 215H48V219H45V218H47ZM49 215L52 218L49 217ZM211 215H213L212 216L213 218L215 217V215H216V217L214 219H212V217H211V219H208V217H206V216H209V218H210ZM222 215H223V217H222ZM19 216H21V217H19ZM39 216H41L42 218L39 217ZM227 216H228V218H226ZM18 217L22 221H19ZM113 217L115 218L116 221L113 219ZM125 217H127V218H125ZM243 217L245 218L246 221L244 220ZM248 217H249V220H248ZM98 218H99V220H101V222H99ZM50 219H52V220H50ZM123 219L126 222L123 221ZM132 219H134V220H132ZM205 219H207V220H205ZM240 219L242 220L243 223L240 221ZM237 220H239V222H236ZM200 221H202V222L200 223ZM47 222H50V224H49L50 227L53 226L51 228L54 230V232H52L53 230L50 231V229H49L50 227L48 226ZM112 222H114V223H112ZM131 222H135V224H136V222H138V223L133 226V224H131ZM73 223L74 224L76 223L77 226L74 225ZM151 223L152 224L154 223L153 224L154 226L151 225ZM209 223H211V224L209 225ZM37 224H38V226L40 228L37 226ZM7 225H8L9 228L7 227ZM108 225H109V227H108ZM34 226H35V228H33L34 229L33 230L32 227H34ZM59 226H60V229L58 228ZM104 226H105V230H104ZM110 226H111V228L112 227L113 228L111 229ZM36 227H38V228L36 229ZM238 227L240 228V231L237 230ZM17 229L18 230L21 229L20 231H24L25 230L24 233L21 232L22 233L21 236L23 234H25V236H23L24 238L20 237V235H19L20 233H18L20 231H18ZM243 229H245L246 232H244L245 230H243ZM44 230L47 232V234H45L46 232ZM215 230L220 233L219 235L217 234L220 237H218L216 235V233H218V232H215ZM203 231H201V232H203ZM31 232H33V233H31ZM39 232H41V233H39ZM50 232H51V235H49ZM120 232H122V233L118 234ZM235 232H236V234H235ZM237 232L241 236L244 235V234L245 235L247 234L250 237L249 240H248L249 237L246 236L247 237L246 238L245 235L243 236V238L241 237L242 238L241 240L244 239V241H242V243H241L242 244L241 246L244 247V249L240 246L241 240H239L240 242H239V244L237 246H235V242L232 241L233 242L232 243L230 241V240L234 239L233 236L237 235ZM43 234H44V236L47 235L45 237L46 241L44 239L45 243L42 242L43 241L42 240V235ZM90 234H88V235H90ZM225 234H227V235H225ZM33 235H35V237H33ZM120 235H122V236L120 237ZM239 235L237 236L238 238H240ZM18 236L20 238V241L17 238ZM37 236H39V237H37ZM118 236L120 237V239H118ZM226 236L228 237L227 239H226ZM11 237H12V239H11ZM25 237L28 240L25 239ZM79 238L82 239V241ZM136 238L140 239V240H143V242H141V243L137 242L138 244L135 245V241L134 240ZM215 238H218L219 240L215 239ZM220 239H222V240H220ZM236 239H234V240H236ZM25 240H26L27 243H29V248L27 247V249H25L26 248V247H24L25 245L22 246V244H25V242H24ZM213 240L215 242L214 243L215 245L213 244V247H212V243L213 242L211 243L210 241H213ZM245 240H247L248 242H245ZM259 240L261 241L260 243H259ZM4 241L6 242L5 244H4ZM32 241H33V243H32ZM83 241L85 242V244H84ZM86 241L88 243H86ZM119 241L124 242V244L119 242ZM144 241H146L148 243L146 244V242H144ZM159 241H160V243H159ZM18 242H20V243L18 245H16V247H15V244H17ZM89 242H91V244ZM92 242H93V245H92ZM105 242H109V243L107 244ZM209 242L211 244H209ZM82 243H83V246L81 247ZM94 243L96 244L95 245L96 247L94 246ZM103 243H104V245H103ZM142 243L143 244L145 243L144 245L148 246L146 248V250L143 249V248H145L143 246H142L143 247L142 250H140L141 248L139 247V244L142 245ZM35 244L39 245V246H37V248L39 247L38 250L36 249V245ZM77 244H80V246L77 245ZM86 244L89 247H87ZM173 244H174V247H173ZM232 244H234L235 248L233 247ZM91 245L93 247H95V250H94V248ZM200 245H202V246H200ZM244 245H247V246H244ZM20 246H21V248L23 247L22 248L23 250L20 248ZM27 246H28V244H27ZM103 246H104V249H103ZM215 246H216L217 250L219 249L218 251L214 249ZM34 247H35V249H34ZM90 247H92V248H90ZM133 247L134 248L137 247L138 251L136 249H134ZM153 247L155 249H153ZM231 247H233L235 250H233ZM236 247H238V249ZM245 247H249V248H245ZM44 248L46 250H44ZM77 248H78V250H77ZM96 248H97V250H96ZM110 248L108 250H111ZM125 248H126V250H125ZM159 248L161 249V251L163 249L164 250L166 249V251L168 250V253H170V251H171L170 254H168L165 251L163 252V255L166 253L167 257H169V258L172 256L171 254H173V257L170 258L171 260L169 259L170 261L169 260H165L166 259L165 256H164L163 259L161 258V257H163V255L160 254L161 251H160ZM240 248H242V249H240ZM3 249H5V250H3ZM48 249H49V251H48ZM70 249H71L70 252L72 253V255H71L70 252H67ZM85 249L88 251V252H86L88 256L87 257H86V255L85 256L84 255L80 256L79 254L81 252H79V250L80 251L83 250L82 251V254H83ZM107 249H106L105 253H107L108 254L107 256H109V254L111 255V253L109 251H108L109 252L108 253ZM149 249H150V251H149ZM152 249H153V252H154V250H155V252L157 250L158 254H156V255L158 257L154 255L155 252L154 253L151 252ZM194 249H195V251H193ZM112 250H113V248H112ZM124 250H125V252L128 250L129 253L133 254V256H131L127 252V254L129 255L128 256L126 253H124ZM182 250H185V251H183V252H185V254H183L181 252ZM237 250H240V251L238 252ZM45 251H46V254H48L47 257H46ZM65 251L71 257H69L65 253ZM75 251L76 252L78 251L77 252L78 253L77 256H79V257H77V258L78 259L81 258V261L77 260V262H75L76 261L75 259H77L76 257H74V255L76 253ZM147 251H148V255L149 256H151V254H153L152 255L153 256L152 259L149 256H148L149 258H147V254H146ZM178 251H180L181 254H183V255L181 256L180 253L178 254ZM211 251H212V253H211ZM234 251L235 252L237 251V253H235ZM245 251H246V253H245ZM225 252H226V255H227L226 257H225ZM259 252H261V253L259 254ZM23 253L25 255H23ZM73 253H74V255H73ZM105 253H103V254H105ZM175 253H176V255L177 254L180 255L182 257V259L185 258L184 256H187L188 259H186L187 258L186 257L184 260L181 259L182 261L177 260V259H180V257L178 258V256H176L177 259H175L176 258V257H174ZM241 253H243V254H241ZM20 254L23 257L22 260L20 259L21 258ZM64 254H65V256H64ZM140 254L142 256H140ZM190 254L192 255L191 256L192 258L190 257ZM193 254H195V253H193ZM219 254L221 255L220 257H219ZM238 254H239V256H238ZM160 255H162V256H160ZM252 255L255 257V260H254V257ZM260 255H261L260 258L263 259L261 261H259L260 260V258H259ZM36 256H38V258H36ZM105 256H106V254H105ZM244 256H245V258H244ZM251 256L253 258H251ZM68 257L70 258V261H72L71 259L74 258L73 259L74 262H70ZM83 257H86L84 259V261L82 260ZM140 257H142V258H140ZM155 257H156V259H155ZM52 258H53V260H52ZM33 259H35L34 260L35 262L33 261ZM37 259H39L38 262H37ZM88 259L92 260L91 263H90V261ZM112 259H114V257ZM149 259H150V261H149ZM222 259H224V260H222ZM225 259H226V261H225ZM25 260H28V261L25 262ZM65 260H67V261H65ZM143 260H144V262H143ZM146 260L149 261V262H147ZM163 260H165V261H163ZM2 261L4 263H2ZM45 261H43V262H45ZM78 261H80V262H78ZM50 262L46 263V264H51ZM115 262L116 261L113 260L112 264H114ZM108 263L109 262H107V264ZM116 264H119V263H116Z\"/></svg>",
    "mask_w": 264,
    "mask_h": 264
},
{
    "label": "bare ground",
    "instance_id": "obj_2",
    "mask_svg": "<svg viewBox=\"0 0 264 264\" xmlns=\"http://www.w3.org/2000/svg\"><path fill=\"white\" fill-rule=\"evenodd\" d=\"M8 1H9V0H8ZM25 1H26V0H25ZM25 1H24V2H25ZM27 1H29V0H27ZM57 1L59 2V0H57ZM99 1H100V0H99ZM141 1H143V0H141ZM145 1H146V0H145ZM190 1H192V0H190ZM205 1H206V0H205ZM208 1H209V0H208ZM237 1L240 2V3H242V2H252V3L259 4V5H264V0H237ZM12 2H13V1H12ZM15 2H16V4H17V1H15ZM20 2H21V1H20ZM94 2H95V1H94ZM100 2H101V1H100ZM182 2H183V0H182ZM13 3H14V2H13ZM183 3H186V2H183ZM189 3H191V2H189ZM19 4H21V3H19ZM22 4H23V3H22ZM43 4H44V3H43ZM103 4H104V3H103ZM134 4H136V3H134ZM145 4H146V2H145ZM186 4H187V3H186ZM186 4H185V5H186ZM181 5L183 6V4H181ZM194 5H195V4H194ZM28 6H29V5H28ZM30 6H31V5H30ZM30 6H29V8H30ZM147 6H148V5H147ZM186 6H188V5H186ZM192 6H193V5H192ZM13 7H14V6H13ZM129 7L131 8V6H129ZM144 7H146V5H145ZM130 8H129V9H130ZM147 8H148V7H147ZM14 9H15V8H14ZM124 9H125V8H124ZM129 9H128V10H129ZM142 9H143V8H142ZM142 9H141V10H142ZM185 9L187 10V8H185ZM1 10H2V9H1ZM27 10H28V8H27ZM83 10H84V9H83ZM121 10H123V9H121ZM121 10H120V13H119V14H120V15L125 14V11H124V13H122ZM125 10H126V9H125ZM130 10H133V9L131 8ZM141 10H140V11H141ZM147 10H149V9H146V8L143 9L144 12H147V13H148ZM221 11H223V10H221ZM3 12H4V11H3ZM141 12H142V11H141ZM115 13H117V12H115ZM121 13H122V14H121ZM149 13H150V11H149ZM157 13H158V12H157ZM157 13L154 12V15L157 14ZM7 14H8V13H7ZM131 14H133V13H131ZM131 14H130V16H131ZM139 14H142V13H139ZM159 14H160V13H159ZM239 14H240V13H239ZM116 15H117V14H116ZM128 15H129V14H127L126 17H128ZM152 15H153V14H152ZM152 15H151V16H152ZM109 16H111V15H109ZM114 16H115V15H114ZM114 16H113L114 19H111L112 16H111L110 18L107 16V17L109 18V20L111 19V20L108 21V22L106 21V18H105V21H104V19H103V21H101V22H102V28H101V29H102V30H103V29H106V30H103V31H106V32L108 33V36H109V34L113 36V37H112V36H109V37H112V38H114V40H117V38H118L117 36H118L119 32H118L117 35H116V33H115V29L113 28V29H114V32L112 33L113 30H111V29H112L111 27H112V26H113V27L116 26V24H117L118 20L120 19V17L118 16L117 18H115ZM157 16H158V14H157ZM159 16H161V15H159ZM159 16H158V17H159ZM122 17H123V16H122ZM137 17H138V14H137ZM145 17H146V16L143 15V17H141V18L143 19V18H145ZM154 17H156V16H154ZM158 17H157V19H159ZM108 18H107V20H108ZM129 18H130V17H129ZM131 18H132V17H131ZM141 18H140V19H141ZM160 18H161V17H160ZM254 18H255V17H254ZM13 19H14V18H13ZM124 19H125V16H124ZM124 19H123V20H124ZM133 19L135 20V18H133ZM142 19H141V20H142ZM161 19H163V18H161ZM161 19H160V20H161ZM14 20H15V19H14ZM136 20H137V19H136ZM6 21H7V16H6V14H3L2 12H0V25L2 26V24L6 23ZM8 21H9V20H8ZM8 21H7V22H8ZM99 21H100V20H99ZM119 21H120V20H119ZM129 21H130V19H128V22H129ZM131 21H132V20H131ZM11 22H12V21H11ZM11 22H9V24H10ZM101 22H100V25H101ZM136 22H138V21H136ZM1 23H2V24H1ZM133 23H134V22H133ZM139 23H140V22H139ZM141 23H143V21H142ZM130 24H131V22H130ZM136 24H137V23H136ZM136 24H135V25H136ZM254 24H255V23H254ZM6 25H7V24H6ZM100 25H99V26H100ZM144 25H145V24H144ZM168 25H169V24H168ZM262 25H263V24H262ZM9 26H10V25H9ZM133 26H134V25H133ZM133 26H131V27H133ZM147 26H148V25H147ZM255 26H258V24H257V25L255 24ZM260 26H261V25L259 24V27H260ZM2 27H5V26H2ZM7 27H8V26H7ZM12 27H13V26H12ZM17 27H18V26H17ZM148 27H149V29H150L152 26L150 25V26H148ZM169 27H171V26H169ZM169 27H168V29H169ZM197 27H198V26H197ZM253 27H254V26H253ZM263 27H264V26H263ZM8 28H9V27H8ZM18 28H19V27H18ZM99 28H100V27H99ZM127 28H128V27H127ZM124 29H125V28H124ZM152 29H154V27H153ZM171 29H172V27H171ZM174 29H175V28H173L172 31H174ZM0 30H1V29H0ZM17 30H18V29H17ZM99 30H100V29H99ZM102 30H101V31H102ZM168 31H169V30H168ZM10 32H11V31H10ZM72 33H73V32H72ZM107 33H106V34H107ZM182 33H183V32H182ZM38 34H39V33H38ZM38 34H37V35H38ZM41 34H43V33H41ZM70 34H71V33H70ZM199 34H200V33H199ZM3 35L6 36L5 34H3ZM67 35H68V34H67ZM1 36H2V35H1ZM38 36H39V35H38ZM171 36H172V35H171ZM171 36H169V37H171ZM176 36H177V35H176ZM263 36H264V35H263ZM263 36H262V37H263ZM115 37H117V38L115 39ZM178 37H179V35H178ZM204 37H205V36H204ZM106 38H107V37L105 36V39H106ZM174 38H175V37H174ZM199 38H200V37H199ZM37 39H38V37H37ZM105 39H104V40H105ZM171 39H172V37H171ZM185 39H186V38H185ZM258 39H259V37H258ZM39 40H40V38H39ZM41 40H42V39H41ZM93 40H94V39H93ZM104 40H102V39L100 40V39H99L98 42H97V41H95V42L99 43V41H100V43H101V45H102V44L104 43V42L102 43V41H104ZM108 40L111 41L110 39H108ZM112 40H113V39H112ZM172 40H173V39H172ZM205 40H206V39H205ZM205 40H204V41H205ZM219 40H220V39H219ZM222 40H223V39H222ZM259 40H260V39H259ZM259 40H258V42H260ZM9 41H10V40H9ZM118 41H119V40H118ZM173 41H174V40H173ZM173 41H172V42H173ZM176 41H178V40H176ZM180 41H181V40H180ZM185 41H186V40H185ZM38 42H39V41H38ZM113 42H114V41H113ZM183 42H184V41H183ZM100 43H99V44H100ZM106 43H108V41L104 43V44H105V45H104V46H105V47H104L105 49H103V46H102V48H100V47H101L100 45H99L100 47L97 46L96 48H99L100 50L103 49L104 51L106 50L107 52H109V53H108V57H107V53H104L102 57L98 58V57L101 55V54H100L101 51L98 49L100 52H99L98 50H96V51H98V55H99V56H97L96 59H94L93 57H94V55H95V54H94L95 52H94V51H91V52H94V53H93L94 55L89 53V55H90L92 58H90V57H88V59L85 58L86 61H84V64H85V62H87V63H86L87 66H88V63H91V62H92V64L89 65V68H87L86 65H81L82 70H84V71L80 70L81 67L79 68V70L83 73V76H86V75H84V74H85L84 72H86L87 70H86V69H83V68H85V66H86L87 69H90L91 66L95 63V64H94V67H95V66L99 67V65L101 64V62L104 60V61L102 62V65H101V66H103L104 63L106 64L105 61L109 59V56L112 55V54H111V53H112V51H111L112 48H113L114 50H115V49L117 50L118 48L120 49V48H122V47H123L122 49L125 48V46H123V45L121 44V42H120L119 44H117L118 42L115 41L114 43H116V45H119V46H115V48H114V45H110V43H109V47H108V46H107L108 44H106ZM114 43H113V44H114ZM180 43H181V42H180ZM185 43H186V42H185ZM185 43H184V44H185ZM202 43H203V42H202ZM23 44H24V43H23ZM175 44H176V43H175ZM182 44H183V43H182ZM197 44H198V43H197ZM207 44H208V43H207ZM18 45H19V44H18ZM20 45H21V43H20ZM20 45H19V46H20ZM25 45H26V44H25ZM25 45H24V46H21V47H25V49H26V46H27V45H26V46H25ZM28 45L30 46V44H28ZM35 45H36V44H34L33 49L35 48ZM45 45H46V44H45ZM83 45H84V44H83ZM138 45H139L140 47H142L146 52L151 53L152 56H154V57L157 59V61H159V62H157V63H154V64L152 63V64H153V66H154V69L157 70V71H159L160 74H163V75H164V74L166 73L165 68L167 69L168 66H169V67H170V66H173V63H174L175 57L171 54V51H170V50L168 49V47H167V41L165 40V36L162 35V33H161L159 30H156V29H155V30L151 31L146 37H142V38L139 40ZM138 45H137V46H138ZM176 45H177V44H176ZM188 45H189V44H187V46H188ZM46 46H48V45H46ZM92 46H93V45H92ZM95 46H96V45H95ZM110 46H111L112 48H110ZM120 46H122V47H120ZM184 46H186V45H183L181 48H183ZM195 46H196V45H195ZM195 46H194V47H195ZM202 46H203V45H202ZM27 47H28V46H27ZM30 47H31V46H30ZM49 47H50V46H49ZM85 47H86V46H85ZM106 47L110 48V50H109L108 48H106ZM117 47H118V48H117ZM177 47H178V46H177ZM37 48H38V47H37ZM78 48L80 49V47H78ZM190 48H192V47H190ZM190 48H189V50H190ZM261 48H262V47H261ZM22 49L25 50L24 48H22ZM33 49H32V50H33ZM83 49H85V48H83ZM107 49H108V50H107ZM119 49H118L117 51H119ZM125 49H127V48H125ZM125 49H124V51H125ZM178 49H179V48H178ZM183 49L186 50V48H183ZM192 49H193V48H192ZM263 49H264V48H263ZM26 50H31V49H26ZM26 50H25V51H26ZM34 50H35V49H34ZM34 50H33V51H34ZM38 50H39V49H38ZM61 50H62V49H61ZM85 50H86V49H85ZM120 50H121V49H120ZM194 50H195V49H194ZM194 50H193V52H194ZM226 50H227V49H226ZM87 51H88V50H87ZM106 51H105V52H106ZM124 51L122 50L121 53L126 55V52H124ZM179 51H180V50H179ZM181 51H182V50H181ZM195 51H196V50H195ZM197 51H198V50H197ZM197 51H196V52H197ZM15 52H16V51H15ZM17 52H19V51H17ZM21 52L23 53L24 51L21 50ZM27 52H28V51H27ZM36 52H37V50H36ZM49 52H50V51H49ZM61 52H62V51H61ZM64 52H65V51H64ZM78 52H79V51H78ZM185 52H186V51H185ZM193 52L188 51V52H186V53H188V54L191 53V54H192ZM200 52H201V51H200ZM204 52H205V51H203V53H204ZM207 52H208V51H207ZM228 52H229V55H228V56H230V51H228ZM228 52H227V53H228ZM19 53H20V52H19ZM25 53H26V52H25ZM25 53H24V54H25ZM81 53H82V51H81ZM83 53L86 54V55H88V52H87V53L83 52ZM119 53H120V52H119ZM119 53H118V54H119ZM130 53H131V52H130ZM186 53H185V54H186ZM221 53H222V52H221ZM227 53H225V54L227 55ZM31 54H32V53H31ZM57 54H58V53H57ZM59 54H61V53H59ZM131 54H133V53H131ZM183 54H184V52H183ZM191 54H190V56H191ZM223 54H224V52H223ZM21 55H23V54H21ZM27 55H29V54H27ZM27 55H26V57H27ZM62 55H63V54H62ZM104 55H105V57H107L106 60H105ZM196 55H197L196 53L192 54L193 58H194ZM23 56H25V55H23ZM31 56L34 57V55H31ZM37 56H38V55H36V57H37ZM184 56H186V55H184ZM254 56H255V55H254ZM20 57H21V56H20ZM26 57H25V58H26ZM36 57H35V58H36ZM103 57H104V59H103ZM110 57H112V56H110ZM133 57H134V56H133ZM203 57H204V56H203ZM226 57H227V56H226ZM35 58H34V60L37 59V58H36V59H35ZM89 58H90V59H89ZM101 58H102L103 60H102ZM144 58H145V57H143L142 59H143V61H144V60L146 61V62H145V63H146L145 65H147L149 62H148V60H146V59H144ZM186 58H187L186 60H189V59H190V60H192V61L186 63L187 66H186L185 71H186V72L188 71L189 74H190V73L193 74V72H194V70H195V68H196V66H197L196 63H199L202 59H200V61L196 62L197 60H194V61H193V58H190V57H189V59H188V55H187ZM195 58H196V57H195ZM195 58H194V59H195ZM201 58H202V57H201ZM208 58H209V57H208ZM254 58H255V57H254ZM17 59H18V58H17ZM32 59H33V58H32ZM38 59H39V58H38ZM38 59H37V60H38ZM110 59H111V58H110ZM136 59H137V58H136ZM140 59H141V58H140ZM140 59H139V60H140ZM142 59H141V60H142ZM203 59H205V58H203ZM206 59H207V57H206ZM224 59H225V58H224ZM13 60H14V57H13V59H12L11 61L13 62ZM15 60H16V59H15ZM19 60L22 61L23 58H22V59L19 58ZM19 60H18V61L16 60V62L18 63ZM26 60H27V59H26ZM87 60H89V61H87ZM97 60H98V61H97ZM101 60H102V61H101ZM116 60L119 61V58L116 59ZM137 60H138V59H137ZM183 60H184V59H183ZM183 60H182V61H183ZM186 60H185V61H186ZM198 60H199V59H198ZM252 60H255V59H252ZM11 61H10V62H11ZM23 61H24V60H23ZM32 61H33V60H32ZM42 61H43V60H42ZM149 61H150V60H149ZM222 61H223V60H222ZM225 61H226V60H225ZM38 62H39V61H38ZM43 62H44V61H43ZM97 62H100V64L98 63L99 65H96ZM107 62L109 63L110 61H107ZM139 62H141V61H139ZM194 62H195V68H194V64H193ZM202 62H203V61H202ZM255 62H256V61H255ZM259 62H262V61H259ZM36 63H37V62H36ZM46 63H47V62H46ZM46 63H42V64L44 65V66L42 65V70L44 69V67H48V66H46ZM82 63H83V62H82ZM143 63H144V62H143ZM203 63H204V62H203ZM206 63H207V62H206ZM12 64H13V63H12ZM12 64H11V65H12ZM23 64H24V63H23ZM33 64H34V63H33ZM52 64H54V63H52ZM149 64H150V63H149ZM149 64H148V65H149ZM152 64H151V65H152ZM9 65H10V64H9ZM9 65H7V66H9ZM14 65H15V64H14ZM39 65H40V64H39ZM106 65H108V64H106ZM106 65H104L105 67H102V68L105 69V68L108 67V69L103 70V71H105V74H106L107 71H108V72L110 71V67H111V71H110L109 73L107 72V77H109V74H110V73H113L112 71H113L115 68H112L113 65L111 66L110 63H109V66H106ZM122 65H123V64H122ZM182 65H185V64H183V62H182ZM192 65H193V68H194V69L191 68ZM254 65H255V64H254ZM12 66H13V65H12ZM15 66H16V65H15ZM19 66H21V65H19ZM66 66H67V65H66ZM66 66H65V67H66ZM101 66L99 67V70H100ZM153 66H152V68H153ZM189 66H190V68H189ZM10 67H11V66H10ZM17 67H18V66H17ZM35 67H36V66H35ZM51 67H52V66H50V68H51ZM67 67H68V66H67ZM72 67H73V66H72ZM150 67H151V66H150ZM181 67H182V66H181ZM203 67H204V65H203ZM203 67H202V68H203ZM13 68H15V67H13ZM40 68H41V67H39V69H40ZM55 68H56V66H55ZM70 68H71V67H70ZM102 68H101V70H102ZM199 68H200V67H199ZM199 68H198V69H199ZM209 68H210V67H209ZM24 69H25V71L22 70L23 73L26 72V71H29L28 74H29V73H32V72H30V71H32L31 69L28 70V69H26V67H25ZM39 69H37L38 72L42 71L41 69H40V70H39ZM56 69H57V68H56ZM68 69H69V68H68ZM138 69H139V68L137 67V65L132 64V63L129 64V65L127 66L128 79H129V81L131 82V83H129V84H130L129 86L126 85V87H125V86H123V85H121V84H120L121 86H119V85H118L119 83L116 84V81H117V80H116V81H113V82H114V84L117 86V87H115V88H117V89H116L117 91H111L112 89L115 90L114 88H111V90H109L110 92H113V93L115 92L113 95H112L111 93H109V91L105 92V93H107V96L105 95V93H104V94H103V93L100 94V97H101L100 100H101L103 103H102L100 100H99V101L101 102V106H102V107L104 106V102H106V101H103V100H102V99H104V98H106V99L108 100V98L112 97L113 99H118V100H120V101H119V103H120V104H119V108H120L119 111H121V113H119V114H121V115H120L119 117H118L116 114H115L116 116L114 115V117H116L115 119L117 120V124H118V123H121L120 121H123V120H125V119L128 120L129 122H130V121L132 122L133 119H135V120L137 121L138 117H140V118H142V119H144V118L146 117V119H147V118L149 117V115H151L150 118L154 117V118H157V119H159V118L161 119L162 117H159V116L157 117L156 115H153L152 112H154V114H155L157 111H159V112H161V113H159V112H158V113H159V114H162V113H163L164 116H163V114H162L161 116L165 117V115L168 114L170 111H172V109L175 110V109L173 108V105H174L173 102H171V100H170V99H167L168 97H166V95H167L168 93L165 94V91H164V90L166 89V88H165L166 86H164V85L167 84V86H169V83H170V82L168 81V80H169V77H167V76H165V77H161V76H160L162 79H163V78H164V79L162 80V79L160 78L162 81H161V82L159 81L160 83H159V85L157 86L156 90L153 89V88L151 89L149 85H147V87L145 88L143 85L137 83V81L140 80L141 78H144V79H142L143 81L145 80V76H143V74H141V73L139 72L140 70H138ZM191 69H193V70H192L193 72L190 71ZM256 69H257V68H256ZM34 70L36 71L35 68L33 69V71H34ZM47 70H48V69L46 68V71H47ZM69 70H70V69H69ZM69 70H68V71H69ZM73 70H74V68H73ZM79 70L77 69V71H79ZM85 70H86V71H85ZM93 70H94V68H93ZM182 70H183V69H182ZM182 70H181V71H182ZM203 70H204V69H203ZM43 71H44V70H43ZM43 71L40 72L41 75H43V74L45 75L46 71H45L44 73H43ZM57 71H58V69H57ZM57 71H56V72H57ZM61 71H62V70H61ZM75 71H76V70H75ZM77 71L74 72V73H72V75L75 76L74 74H77ZM89 71H91V70H88V72H89ZM114 71H115V70H114ZM177 71H178V70H177ZM189 71H190V72H189ZM18 72H19V71H18ZM36 72H37V71H36ZM56 72H54L53 75H54V74L56 75ZM70 72H71V71H70ZM81 72H80V73H81ZM100 72H101V71H100ZM13 73H15V72H13ZM19 73L22 75L21 72H19ZM26 73H27V72H26ZM40 73H35V72H34V74H33V73H32L31 75L29 74V75H30L29 77H28V74H27V75H26V77H27V78H26V81L28 82V80L30 79V77H32L33 80H35V77H36V81H37V83H38V80H39L38 77H39ZM42 73H43V74H42ZM67 73H68V72H67ZM82 73H81V75H80V80H83V83L81 84V87L79 86V87H80L79 89L82 88V85L84 84V79H85V78H83ZM89 73H90V75L92 74L91 72H89ZM178 73H179V72H178ZM180 73H181V72H180ZM24 74H25V73H24ZM37 74H39L38 77L36 76ZM46 74L48 75V73H46ZM49 74H50V72H49ZM57 74H60V75H61V73H59V72H57ZM70 74H71V73H70ZM96 74H97V73H96ZM144 74H146V73H144ZM16 75H17V74H16ZM21 75H20V79H21V81H23V82L20 81V82L22 83V84L20 83V85H23L25 81L22 80L23 76H22V78H21ZM32 75H35V77L32 76ZM60 75H58V76H60ZM93 75H94V74H93ZM111 75H112V76H111ZM146 75H147V74H146ZM178 75H180V74H178ZM13 76H14V75H13ZM18 76H19V75H18ZM51 76H52V73H51ZM62 76H64V75L62 74ZM65 76H66V75H65ZM73 76H71V79L69 78L70 76H68V77H66V78H69V79H68V82H70V84H71V85H70V84H69V85H70V86H72V85L76 86V89H74V86H72V88H70V86H68V84L65 83V84L67 85V87H68V88H67L66 85L63 84L64 82L62 83V80H63V79H61V78H63V77H61V76H60V78H59L60 81L57 80V79H55V78H53V79H54V82L57 81L56 84H59L58 81H59L60 83H62V84H63V85H62V88L66 87V88H64V89H66V90L68 89V91H70V93L72 94L71 96H73V95H74V92H75L76 90H78L77 85H75L73 82L79 80V79L77 80V77L79 76V74L77 75L76 78H74ZM110 76H111V78H110V77L107 78L108 84H110V82L112 83V80H111V79H114V78H112V77H114L113 74H110ZM175 76H176V75H175ZM206 76H207V75H206ZM46 77H47V76H46ZM52 77H54V76H52ZM52 77H51V79L48 81V82H50V84L46 81V85H47V86H46L45 83L43 82V78H40V79H42V80H40V81H42L43 84L47 87V88H46V87L44 86V87H45V90L48 89V88L50 89V87H53V84H52V83H53ZM81 77H82V78H81ZM166 77H167L168 79H165ZM181 77H183L182 74H181ZM15 78H16V76H15ZM15 78H14V80H16ZM28 78H29V79H28ZM32 78H31V80H32ZM147 78H148V77H147ZM147 78H146V81L149 80V79L147 80ZM170 78H171V77H170ZM173 78H174V75H173ZM184 78H187V76L184 77ZM11 79H12V77H11ZM17 79H18V78H17ZM23 79H25V78H23ZM27 79H28V80H27ZM46 79H47V78H46ZM72 79H75V81L72 80ZM101 79H102V78H101ZM101 79H99V80H95V83H96V84H95V83H94V84H95V85H98V86L103 85V82H104L103 80H104V79H103V80H101ZM109 79H110V81H109ZM171 79H172V78H171ZM175 79H176V78H175ZM182 79H183V78H182ZM195 79H196V78H195ZM226 79H227V78H226ZM33 80H32V81H33ZM51 80H52V81H51ZM80 80H79V82H80ZM85 80H86V79H85ZM114 80H115V79H114ZM157 80H158V79H157ZM172 80L174 81V79H172ZM184 80H185V79H184ZM184 80H182V81L184 82ZM29 81H30V80H29ZM44 81H45V80H44ZM65 81H66V79H65ZM91 81H92V79H91ZM167 81H168V83H167ZM170 81H171V80H170ZM175 81H178V80L176 79ZM175 81H174V82H175ZM182 81L180 82V78H179V83H178V82H176V83H178V85H179V84H183ZM189 81H190V80H189ZM79 82H77L76 84L80 85ZM93 82H94V81H93ZM156 82H158V81H156ZM18 83H19V82H18ZM28 83L30 84V82H28ZM33 83H34V82H33ZM33 83L30 84V87H31V86H33V87L36 86V83H35L34 85H33ZM72 83H73V84H72ZM172 83H173V82H172ZM184 83H185V82H184ZM222 83H223V82H222ZM12 84H13V83H12ZM12 84H11V85H12ZM40 84H41V83H40ZM185 84H186V83H185ZM220 84H221V83H220ZM223 84H224V83H223ZM15 85H17V84L15 83ZM20 85H19V86H20ZM48 85H49V87H48ZM59 85H60V84H59ZM59 85H57V86H59ZM84 85L86 86V84H84ZM110 85H111V84H110ZM154 85H155V84H154ZM154 85L152 84L151 87H156V86H154ZM156 85H157V84H156ZM170 85H171V83H170ZM172 85H173V84H172ZM178 85L176 84V86H178ZM183 85H184V84H183ZM12 86H13V87H16V86H14V84H13ZM17 86H18V85H17ZM19 86H18V87H19ZM54 86L56 87V85H54ZM148 86H149V87H148ZM185 86H187V85H185ZM217 86H218V85H217ZM13 87H12V89H14L13 91H15V88H13ZM18 87H16V89H19V90H20V88H18ZM25 87L27 88V86H24L23 89H25ZM33 87H31L30 89H32ZM39 87L41 88V87H43V86L40 85ZM83 87H84V86H83ZM111 87H112V86H111ZM163 87H164V88H163ZM169 87H170V86H169ZM188 87H189V86H188ZM188 87H186V88H188ZM190 87H191V88H194L193 85L190 86ZM213 87H214V86H213ZM219 87H220V86H219ZM219 87H218V91H219ZM222 87H223V86L221 85V88H222ZM8 88H9V87H8ZM8 88H7V89H8ZM59 88H60V86H59ZM59 88H58V89H59ZM62 88H61V90H62ZM84 88H85V87H84ZM84 88H82V89H84ZM179 88H180V90H181L182 86L179 87ZM195 88H196V87H195ZM215 88H216V89H215ZM215 88H214V90H217V87H215ZM9 89H11V87H10ZM9 89H8V90H9ZM30 89L27 88V90H24V92H26V91L28 92V90H30ZM35 89H36V88H35ZM70 89H71V90H70ZM82 89H81V90H82ZM85 89H87V88H85ZM120 89H121V90H120ZM171 89H172V88H171ZM174 89H176V88H173V91H175ZM207 89H208V88H207ZM8 90H6V91H8ZM19 90L17 91V93L19 92ZM21 90H22V88H21ZM21 90H20V92H21ZM36 90H37V89H36ZM36 90H34V91H31V90H30L29 93L31 92V94H32V92H33V94H34V92H35ZM45 90H44V91H45ZM81 90H78V91L80 92ZM180 90H179V91H180ZM182 90H183V89H182ZM196 90L198 91V90H200V89H197V88H196ZM9 91H10V90H9ZM41 91H42V90L39 91V89L37 90L38 93H40ZM54 91H55V90H53V93L55 94V92L57 91V88H56V91H55V92H54ZM59 91H60V90H59ZM78 91H76V93H75L76 95L73 96L72 98L74 99V98L78 97L79 100L83 99V102H85V100H87V99L89 98L88 96H90V95H87V96H86V94H84L86 90H82V93L80 92L79 94L77 93ZM191 91H194V92H195V90H193V89H192ZM0 92H2V90H0ZM10 92H11V91H10ZM27 92H26V94H27ZM37 92H36V93H37ZM42 92H43V91H42ZM64 92H65V91H64ZM64 92H63V93H64ZM89 92H90V91H88L87 93L89 94ZM180 92H181V91H180ZM184 92H185V91H184ZM199 92H200V91H199ZM4 93H6V92H4ZM29 93H28V94H29ZM56 93H58V95H59V92H56ZM63 93H62V94H63ZM91 93H92V92H91ZM91 93H90V94H91ZM172 93H174V94L176 95L177 92H176V93H175V92H172ZM182 93H183V92H182ZM187 93H188V92L186 91V94H187ZM200 93H202V92H200ZM205 93H206V92H205ZM80 94H83V95H85V96H83V95H82V96H77V95H80ZM174 94H173V96H175ZM188 94H191V92L188 93ZM193 94H194V93H193ZM196 94H197V93H196ZM208 94H209V93H208ZM36 95H37V94H35V96H36ZM93 95H94V94H93ZM93 95H91L93 98L97 97V100L95 99L97 102H96V101L94 102V99H91V100H90V98H91V96H90L89 100H90V101L93 100L94 104L91 105V103L89 102V100H87V101L85 102V103H86V107L88 106V109L90 110L91 107L93 106L94 109H95V107H96V110H99V109L97 108L98 99H99L98 96H99V95H97V94H96L97 96H93ZM101 95H104V96H103L104 98H103ZM197 95H200V94L198 93ZM197 95H196V96H197ZM29 96H30V94H29ZM35 96H34V95H31V96H30V97H32V101H33V98H34ZM43 96H44V95H43ZM66 96H68V102L71 101L70 99H72V98H69V97H70V94L67 93ZM66 96H65V98H66ZM133 96H136V97H137L136 99H138L136 103H135L136 100L134 101L135 98L132 100V97H133ZM178 96H179V95H178ZM188 96H189V95H188ZM188 96H187V97H188ZM190 96H191V95H190ZM41 97H42V95H41ZM41 97H38V98H41ZM81 97H82V98H81ZM84 97H85V100H84ZM86 97H88V98L86 99ZM176 97H177V96H176ZM38 98L36 99V102L39 103V105H40V102L43 101V97H42V100L39 99V100H41V101H39ZM80 98H81V99H80ZM177 98L180 100V99H183L184 97H181V98L177 97ZM185 98H186V97H185ZM197 98L199 99L200 97L198 96ZM197 98H196V99H197ZM206 98H207V97H206ZM212 98H213V97H212ZM212 98H211L210 100H213ZM49 99H50V98H49ZM73 99H72V102L75 101V100H73ZM150 99H151V100H150ZM192 99H193V98H192ZM214 99H215V98H214ZM34 100H35V99H34ZM187 100H188V99H187ZM200 100H201V98H200ZM38 101H39V102H38ZM81 101H82V100H81ZM131 101H132V103H130ZM133 101H134V103H133ZM180 101H181V100H180ZM185 101H186V100H185ZM34 102H35V101H34ZM43 102H44V101H43ZM72 102H71V103H72ZM76 102H77V100H76ZM176 102H177V100H176ZM181 102H182V101H181ZM181 102H179V104H180ZM210 102H211V101H210ZM37 103H33V105L36 106ZM59 103L62 104L61 107H63L64 104H65V102L63 101V99H61V100H57V101L53 102L52 104H53V106L58 107ZM63 103H64V104H63ZM95 103H97V104H95ZM108 103H110V102H108ZM183 103H184V101H183ZM202 103H203V102H202ZM208 103H209V102H208ZM31 104H32V103H31ZM52 104H51V106H52ZM73 104H74V102H73ZM75 104H76V103H75ZM106 104H107V102H106ZM130 104H132V105H130ZM133 104H135V105H133ZM176 104H177V103H176ZM186 104H187V103H186ZM190 104H191V103H190ZM192 104H193V103H192ZM194 104H196V103L194 102ZM197 104H198V103H197ZM203 104H204V103H203ZM41 105H42V107H41ZM41 105H40V106H37V109H41L40 111H41L42 113L44 112L43 115H44L45 118H46V116H48V115H47L48 112H47L46 115H45V112H46V110H47V108L45 107L46 105H44V103H41ZM77 105H78V103H77ZM182 105H183V104H182ZM48 106H49V105H48ZM59 106H60V105H59ZM107 106H108V104H107ZM117 106H118V104H117ZM117 106H114V107H117ZM175 106H176V105H175ZM180 106H181V105H180ZM189 106H190V105H189ZM189 106H188V107H189ZM192 106L194 107L195 105H192ZM192 106H191V107H192ZM40 107H41V108H40ZM75 107H76V105H75ZM178 107H179V106H178ZM181 107H182V106H181ZM185 107H186V105H185ZM199 107H200V106H199ZM0 108H1V107H0ZM72 108H73V106L70 107V110H71ZM76 108L78 109V107H76ZM182 108H183V107H182ZM182 108H181V109H182ZM194 108H196V107H194ZM205 108H206V107H205ZM209 108H210V107H209ZM18 109H19V108H18ZM37 109H36V110H37ZM42 109H44L45 111H43ZM61 109H62V108H61ZM73 109H74V108H73ZM85 109H86V108H85ZM94 109H91V110H94ZM116 109H117V108H116ZM116 109H115V110H116ZM141 109H142V111H143V109H144V111L146 112V113H145V112L143 113L144 115H142L141 112L135 114L136 112H139V110H141ZM183 109H184V108H183ZM185 109H188V108H185ZM192 109H193V108H192ZM201 109H202V108H201ZM203 109H204V108H203ZM213 109H214V108H213ZM36 110H35V111H36ZM74 110H76V109H74ZM89 110H87V111L89 112ZM96 110H95L94 112H96ZM111 110H112V109H111ZM117 110H118V109H117ZM146 110L149 111V112H147ZM198 110H199V109H198ZM204 110H205V109H204ZM216 110H217V109H216ZM6 111H7V112H8V111H11V109H10V108H6L5 112H6ZM40 111H39V113H41ZM47 111H48V110H47ZM71 111H73V110H71ZM77 111H78V110H76V112H77ZM100 111H101V110H100ZM108 111H109V110H108ZM184 111H185V112H188V110H187V111L184 110ZM194 111H195V110H194ZM208 111H209V110H208ZM210 111H211V110H210ZM210 111L207 112V113L210 114ZM49 112H50V111H49ZM98 112H99V111H98ZM102 112H104V111H102ZM111 112H112V111H111ZM113 112H114V111H113ZM113 112H112V113H113ZM115 112H116V111H115ZM134 112H135V113H134ZM174 112H175V111H172V113H174ZM198 112H200V111H198ZM198 112H197V113H198ZM216 112H217V111H216ZM91 113H92V112H90V114H91ZM104 113H105V112H104ZM104 113H102V114H104ZM147 113H149V115H148ZM158 113H156V114H158ZM172 113H171V114H172ZM207 113H206V114H207ZM212 113H213V112H211V115H212ZM0 114H1V113H0ZM24 114H25L24 111H23V114L20 113V112H18V111H14V114L8 112V115H6V118H7V120H8V118L16 117V116H17L18 120H21V119H22L21 117H22ZM68 114H70V113L68 112ZM95 114H97V112H96ZM95 114H94V115H95ZM117 114H118V111H117ZM119 114H118V115H119ZM146 114L148 115V117L146 116ZM183 114H185V113H183ZM186 114L188 115V113H186ZM15 115H16V116H15ZM49 115H50V114H49ZM72 115H76V116H77L76 113H75V114L73 113ZM86 115H88V113H87ZM94 115H93V117H94ZM99 115H101L100 112H99ZM105 115H106V113H105ZM107 115H108V113H107ZM107 115H106V116H107ZM109 115H110V111H109ZM109 115H108V117H111V116H109ZM187 115H186V116H187ZM198 115H199V113H198ZM200 115H201V113H200ZM213 115H215V113H214ZM213 115H212V116H213ZM7 116H8V117H7ZM29 116H30V115H29ZM44 116H43V117H44ZM52 116H53V114H52ZM67 116H68V115H67ZM76 116H73L74 118L71 117L73 120H72L71 118L66 119L65 117H64V119H65V120H64V119H62V118H63V117H62V118H61L62 120H59L58 122H59L60 124H61L63 121H64V122L66 121L65 123H69L70 119H71V121H75V118H77V119L80 118V115H79V117H78V116L76 117ZM133 116H137V117H136L137 119H136V118H132ZM172 116H173V115H172ZM188 116L190 117V115H188ZM191 116H192V115H191ZM209 116H210V115H209ZM49 117H50V116H49ZM53 117H54V116H53ZM69 117H70V116H69ZM99 117H100V116H99ZM143 117H144V118H143ZM201 117H204V116L202 115V116H199L198 118L200 119ZM213 117H214V116H213ZM19 118H21V119H19ZM45 118H44V119H45ZM51 118H52V117H51ZM54 118H60V117H59V116L56 117V115H55ZM104 118H105V117H104ZM104 118H103V121L106 120V119H104ZM150 118H148L147 121H149ZM166 118H167V117H165L164 119H166ZM208 118H209V119H208L207 122H209L210 119H214V118H212L211 116L208 117ZM215 118H216V116H215ZM14 119H15V118H14ZM47 119H49V118L47 117ZM97 119H98V117H97ZM100 119H101V118H100ZM111 119H112V117H111ZM115 119L110 120V118H109L108 121H112V122H113V120L115 121ZM157 119H153V120H152L153 122H152V121H149V122H152L153 124L151 125L150 123H148V124L151 125V126L148 125V127H147V121H145V122H146V123H145L146 125L143 124V122H142V123L139 122L138 124L136 123L137 125H136L135 123L133 124V122H132V124H133L134 127H131L132 124L129 123V124H130L129 129L132 128V129H134V130H137L138 128L141 129L142 127H145V128H146V131H147L148 133H149V131H153V134H156V133H157V135L159 134L158 137L154 138V139H155V141H154V139L152 138V136H153V137H155V136H154V135L152 134V132H151L152 136H149V137H148V138L150 139V140H149V139L144 135V134H146L147 132L142 128V130H141V131H143L142 133H144V131H145L146 133L141 134L140 137H142V136L144 135L143 137H146V138L149 140V141H148V142H149V144H148V145H149V148L153 147L155 144H158V145L161 144V146H163V145L166 143L164 139H166V140L169 139V138H168V139H167V138H164V135L166 134V136H167V134H168V133H167V130H166V127H167V126L165 125V128L162 127V126H164L163 124H164L166 121L164 120V121H165V122H164V121H162V119H161V120H157ZM167 119H168V118H167ZM179 119H180V118H179ZM183 119H184V118H182V121H183ZM188 119H189V118H188ZM199 119L195 120L194 124H196V121H198ZM57 120H58V119H57ZM68 120H69V121H68ZM94 120H95V119H94ZM101 120H102V119H101ZM101 120H100V121L95 120V122L97 121L98 123H97V122H96V123H97L98 125H99V123L101 122V123H103V126H104L106 123L102 122ZM138 120H139V119H138ZM193 120H194V119H193ZM214 120L216 121V123H220V121H218V119H217V120L214 119ZM214 120H211V121L209 122V124H210L211 122H214V123H215ZM5 121H6V120H5ZM44 121H45V120H44ZM67 121H68V122H67ZM86 121H87V120H85V123L88 122V121H87V122H86ZM106 121H107V120H106ZM106 121H105V122H106ZM108 121H107V122H108ZM140 121H143V120L140 119ZM168 121H169V120H167V123H165V124L170 125V124L168 123ZM187 121H188V120H184V122H186V123H187ZM189 121H190V120H189ZM189 121H188V122H189ZM10 122H11V121H10ZM58 122H57V123H58ZM124 122H125V121H124ZM134 122H135V121H134ZM163 122H164V123H163ZM176 122H177V121H176ZM184 122H183V123H184ZM191 122H192V121H191ZM207 122H206V123H207ZM222 122H223V121H222ZM22 123H23V122H22ZM24 123H25V122H24ZM26 123H27V122H26ZM65 123H63V124H65ZM73 123H74V122H73ZM73 123H72V124H73ZM96 123H95V124H96ZM101 123H100V124H101ZM110 123H111V122H110ZM113 123H114V122H113ZM127 123H128V122L126 121V124H127ZM140 123L144 125V126L141 125V126H142L141 128H140ZM154 123H155V124H154ZM177 123H178V122H177ZM180 123H181V122H180ZM186 123L183 124V126H185L184 128H183L182 125H181V126L178 125V128L180 127L178 130H177V128L174 129V128H175L174 125H173L174 123H173V124L171 123V125H173V126H172L173 129H174V130H177L176 132H174V135H175L176 137H177V136H178V137H177V139H174V140H176V141L172 143L173 145L170 143L171 146H172L173 148H171V146L168 145V144H169L168 142H170V141H169V140L167 141L168 144H166V146H167V145H168V146H167V147H164V148H168L167 151H169V152H167L166 149H164V148L162 149V147L160 148V146L156 145V146L154 147V149L152 148V150H154L153 153L155 152L156 154H155V153H154V154H151V153H152V152H151L152 150H149L148 145L145 143V142H147V140H145V138H143V137L140 138V142H141L142 139L145 141L144 143L146 144V146H147L146 149H148V150L144 149L145 147L142 148V149H143L144 151H148V152H150V154H151V158H152V159L150 158V160H151V163H152V164H154V160H153V158H155V157L157 156L158 151H159V155H158L159 157L157 156V160L155 159V162H158V163L160 162V163H162L163 167H164V165L166 166L167 164H163V162H164L163 158L165 159V156L163 155V154H164L163 152H167L166 154H167V156H168L169 158L166 157V158L168 159V160H167V159H166V160H167L168 164H170L171 166H175V168L173 167L175 171H176V170L179 171V170H178V166H181V165H180L181 161H182L183 159H185L186 157L189 158V155H191L190 157H192V158H189V159H194V158H195V160H198V161H199L200 159H202L201 157L198 156L199 153L197 154V152H200V153L203 152V150H201L202 148H198L199 146H198V147L196 146L197 149L200 150V151H197V152H196L195 150H197V149L193 148L194 146L188 145V144L185 142V141H187V140H189V142H190L191 138H192L191 142L193 141V139H194V141H195V139H199V138H200L199 136H200L202 133H201V134L198 133V135H197V133L195 132L196 134L193 135L192 132H191V133L188 132V133L191 134L193 137H192L191 135H187V134H188V133H186L187 130H188L187 127L190 126V125H189V126H187V125L190 124V123H188V124H186ZM192 123H193V122H192ZM192 123H191V124H192ZM206 123H205V124H206ZM49 124H51V122H49ZM60 124H59V125H60ZM72 124H71V127L74 125V124H73V125H72ZM90 124H92V123H89V124L87 123V126L90 125ZM95 124H93V125L96 126ZM115 124H116V121H115ZM117 124H116V125H117ZM124 124H125V123H122V125H124ZM178 124H179V123H178ZM220 124H221V123H220ZM1 125H2V124H1ZM24 125H25V124H24ZM47 125H48V123H47ZM68 125H69V124H68ZM85 125H86V124H85ZM109 125H112L111 127H113L114 124H109ZM109 125H108V126H109ZM116 125H115V126H116ZM153 125H154V126H153ZM203 125H204V124H203ZM206 125H208V124H206ZM211 125H212V123H211ZM9 126H10V125H9ZM9 126H8V128H10ZM20 126H21V125H20ZM94 126H93V127H94ZM103 126H102V127H103ZM106 126H107V125H106ZM106 126H105V128H106ZM108 126H107V128H108ZM118 126H119V125H118ZM118 126H117V129H116V130H118ZM124 126H125V125H124ZM124 126H121V125H120V126H119V129H120V127L123 128ZM127 126H128V124L126 125V127H127ZM135 126H138V127H135ZM175 126H176V125H175ZM11 127H12V124H11ZM23 127H24V126H23ZM25 127H26V125H25ZM88 127H89V126H88ZM93 127H92V128H93ZM98 127H100V126H98ZM98 127H97V128H98ZM109 127H110V126H109ZM151 127L154 128V129H153V130L148 129V128H151ZM159 127H162V128L159 130V129H158ZM172 127H171V128H172ZM190 127H192V130H193L194 126H190ZM190 127H189V128H190ZM206 127H207V126H206ZM8 128H7V131H8ZM12 128H13V127H12ZM12 128H10V129H12ZM16 128H17V127H16ZM16 128H14V129H16ZM18 128H19V127H18ZM18 128H17V129H18ZM94 128H96V127H94ZM105 128H104V129H105ZM107 128H106V130L108 131L109 129H107ZM127 128H128V127H127ZM127 128H126V129H127ZM135 128H136V129H135ZM156 128H157L158 130H157ZM198 128H205V127H202V126H201V127H198ZM0 129H1V128H0ZM5 129H6V128H5ZM20 129H21V128H20ZM72 129H74V128H72ZM89 129H90V128H89ZM100 129H102V128H100ZM100 129L98 128V130H100ZM126 129H122V130L125 131ZM132 129H130V130H132ZM155 129H156V130H155ZM162 129H163V130H162ZM169 129H170V128H169ZM185 129H186V132H185ZM45 130H46V129H45ZM74 130H75V129H74ZM80 130H81V129H80ZM92 130H93V129H92ZM120 130H121V129H120ZM130 130H128V131H130ZM148 130H149V131H148ZM154 130H155V131H154ZM205 130H206V129H205ZM43 131H44V130H43ZM53 131H54V130H53ZM109 131H110V130H109ZM111 131H112V130H111ZM128 131H126V132H128ZM137 131H138V130H137ZM137 131H136V132H137ZM139 131H140V130H139ZM139 131H138V133H139ZM141 131H140V133H141ZM157 131H158V132H157ZM190 131H191V130H190ZM194 131H195V130H194ZM203 131H204V130H203ZM9 132H10V130H9ZM99 132H103V130H102V131H99ZM126 132H122V133H126ZM130 132H131V131H130ZM130 132H129L130 135H131L132 132H133V134L135 133L134 131H132L131 133H130ZM1 133H2V132H1ZM49 133H50V132H49ZM51 133H52V132H51ZM51 133H50V134H51ZM53 133H54V134H53V137L50 135V137H51V143H52L51 145H48V144H47L48 146L46 145V147H42L41 144H40V146H41L42 148H40V149L38 148V149H37V148H35L30 142L21 139V140L23 141V142H22L23 144H22L21 146H17L15 143H13L12 146H10L11 148H10V149H7V152H8V154H9V152H12L13 154L18 155L19 151H21V150L23 149V150H25V151H27V150H29V151H34V153L36 152V155L39 156V157H41V155H45V154L50 155V156L53 157V156H57V155H59V154H60V155H61V154H64V155H65V154L71 153V151L68 150V146H67V145H69L70 143H72L71 141L74 142L75 139L78 138V136H80V137L82 138V140L84 139V141L82 142L83 147H84V146H87V145L89 144V143H87L88 141L85 139L86 135L88 134V130H87V129H86L85 131H77V130H76V131H73V132H67L65 135H60V131L57 132L56 130H55ZM104 133H105V132H104ZM104 133H102V134H104ZM138 133H135V134H134V139H136L135 137H138V138H137V141H139V134H138ZM148 133L146 134L147 136L149 135ZM169 133H170V130H169ZM215 133H216V132H215ZM261 133H263V132H261ZM43 134H44V133H43ZM107 134H110V133L107 132ZM114 134H115V133H114ZM114 134H113V138H114ZM126 134H127V133H126ZM129 134H127L129 137L133 136V134H132L131 136H130ZM137 134H138V136H137ZM151 134H150V135H151ZM1 135H2V134H1ZM97 135H98V134H97ZM99 135H100V134H99ZM104 135H105V134H104ZM123 135H124V134H123ZM127 135H126V136H127ZM195 135H197L198 137L195 136ZM111 136H112V135H111ZM111 136H110V137H111ZM124 136H125V135H124ZM166 136H165V137H166ZM185 136H187V137L185 138ZM98 137H99V136H98ZM104 137H105V136H104ZM117 137H118V136H117ZM150 137H151V138H150ZM247 137H248V135H247ZM9 138H10V137H9ZM120 138H121V137H120ZM124 138L128 140V137H124ZM132 138H133V137H132ZM132 138H129V141H130V139H131V142H132V141L137 142L136 140H132ZM187 138H190V139H187ZM202 138H205V137L202 136ZM250 138H251V137H250ZM259 138H260V137H259ZM49 139H50V138H48V140H49ZM52 139H53V140H52ZM97 139H98V138H97ZM101 139H103V138H101ZM104 139H105V138H104ZM106 139H107V138H106ZM109 139H110V138H109ZM115 139H117V138H115ZM205 139H206V138H205ZM223 139H224V138H223ZM223 139H222V140H221V139H218V140L216 139L217 141L213 140V142H212V138H211V143H210L211 146H210V148H209L211 155L214 154V156H215V155H218V156H222V157H227V153H228V154L230 153V151L228 152L227 150H230L229 148H231V147H229V144H228V143H227L228 146H226V147H227V150H226V147L223 146V147L225 148V149H222L224 152L221 151V150H218V149H220V146H221V145H214V143H216V142L222 144V143H223ZM253 139H254V138H253ZM253 139H252V140H253ZM2 140H4V139H2ZM9 140H10V139H9ZM48 140H42V141H44V142L47 141V142H45V143H48V142H49ZM107 140H108V139H107ZM107 140H106V141H107ZM117 140H118V139H117ZM151 140L153 141V142H152L153 144H151V142H150ZM206 140L208 141V139H206ZM24 141H25V142H24ZM52 141H53V142H52ZM100 141H102V140H100ZM106 141H102V142L106 143ZM114 141H115V140H114ZM118 141H119V140H118ZM118 141H117V143H118ZM121 141H122V140H121ZM159 141H162V142H159ZM200 141H201V139H200ZM207 141H206V142H207ZM224 141L226 142V140H224ZM260 141H261V140H260ZM96 142H98V141H96ZM108 142H109V141H108ZM110 142H113L112 139H111ZM135 142H132V143H135ZM142 142H143V141H142ZM148 142H147V143H148ZM187 142H188V141H187ZM203 142H204V141H203ZM221 142H222V143H221ZM261 142H262V141H261ZM261 142H260V143H256V142H254V143H253V146L255 147V148H254L255 152L257 151V153H259V154L262 153V154L264 155V145L261 144ZM76 143H77V142H74L73 144L75 145ZM104 143H102V146H103V147H104V145H103ZM119 143H120V142H119ZM128 143H130V142H128ZM132 143H131V144H132ZM138 143H139V142H138ZM154 143H155V144H154ZM159 143H160V144H159ZM192 143H193V142H192ZM4 144H5V146H6V143H4ZM4 144H3V146H4ZM106 144H107V143H106ZM114 144H115V143H114ZM145 144H144V145H145ZM194 144L197 145V141L194 142ZM205 144H206V143H205ZM224 144H226V143H224ZM224 144H222V145H224ZM0 145H2V144H0ZM98 145H99V143H98ZM98 145H97V146H98ZM118 145H119V144H118ZM139 145H140V144H139ZM102 146L99 145L100 148H102ZM109 146H110V145H109ZM116 146H117V145H116ZM157 146H158V148H160V149L163 151V152L161 151L162 154H160V150H157V152H156V149H157L156 147H157ZM230 146H231V145H230ZM236 146H237V145H236ZM123 147H124V145H123ZM129 147H130V146H129ZM131 147H132V146H131ZM134 147H135V146H134ZM137 147H138V145H137ZM217 147H219V148L216 149ZM241 147H242V146H241ZM71 148H72V147H71ZM71 148H70V149H71ZM100 148H99V149H100ZM126 148H127V147H126ZM237 148H239V147H237ZM0 149H2V148H0ZM72 149H73V148H72ZM97 149H98V148H97ZM104 149H105V147H104ZM107 149H108V147H107ZM111 149H112V148H111ZM113 149H114V148H113ZM121 149H122V148H120V150H121ZM132 149H133V148H132ZM142 149H140V150H142ZM194 149H195V150H194ZM231 149H232V148H231ZM73 150H74V149H73ZM100 150H101V149H100ZM109 150H110V149H109ZM170 150H174V152H176L177 154L179 153V154H178V155H177V154H174V153H173V154H170ZM239 150L241 151L240 148H239ZM1 151H3L4 153H6L5 148H4L3 150H1ZM110 151H111V150H110ZM113 151H114V150H113ZM137 151H139V150H137ZM193 151L197 154V156H196V154H194ZM201 151H202V152H201ZM232 151H233V149H232ZM232 151H231V153H230V154H231L230 156H231V157H232V156L234 157V159H235L234 162L237 164V163H238V160H236L237 158H236V156L234 155V152H232ZM101 152H102V151H101ZM106 152H107V150H106ZM111 152H112V151H111ZM126 152H127V151H126ZM142 152H143V151H141V156L144 155V154L148 156V154H149L148 152H146V153H144V152L142 153ZM189 152H190V153H189ZM4 153H3V154H4ZM99 153H100V152H99ZM107 153H108V152H107ZM109 153H110V152H109ZM109 153H108V154H109ZM192 153L194 154L193 156H192ZM101 154H102V153H101ZM112 154H113V153H112ZM169 154H170V155H169ZM202 154H204V153H202ZM10 155H11V154H10ZM122 155L125 156V154H122ZM145 155H144V156H145ZM160 155H163V156L160 157ZM174 155H175V156H174ZM176 155L179 156V157L176 158V157H177ZM263 155H262V156H263ZM5 156H6V155H5ZM104 156H105V154H104ZM106 156H107V154H106ZM136 156H137V155H136ZM144 156L141 157V158H144V159H145V160L141 159L142 161H144V163H143L141 160H140V161H141L142 163H141V162H139V163H140V164H145L146 162H148V166H149L148 169H152V168L150 167V165H149V164H150V160H149V157H150V156H148V160H147ZM152 156H154V157H152ZM171 156H173V158H171ZM200 156H201V154H200ZM252 156H253V155H252ZM202 157L205 158V159H204V160H205V164H204V160H202L203 162L199 161L200 166H203L202 163H203L204 165H207L208 163L206 164V161H207L208 159H206V157L203 156V155H202ZM207 157H208V156H207ZM0 158H3V157H2V154H1V157H0ZM6 158H7V157H6ZM8 158H9V157H8ZM8 158H7V159H8ZM107 158H110L109 155H108V157H106V159H107ZM120 158H121V157H120ZM123 158H124V157H123ZM137 158H138V160H139V157H137ZM175 158H176V159H175ZM262 158H263V157H262ZM53 159H54V158H53ZM110 159H111V158H110ZM125 159H126V158H125ZM159 159H160V161H159ZM189 159H188V160H189ZM231 159H232V158H231ZM9 160H10V158H9ZM9 160L6 161V159L4 158L3 164L7 165V164L5 163V161H6L7 163H9V162H8ZM22 160H23V159H22ZM133 160H135V159H133ZM138 160H137V161H138ZM146 160H147V161H146ZM161 160H163V162H161ZM232 160H233V159H232ZM23 161H24V160H23ZM128 161H129V160H128ZM152 161H153V162H152ZM131 162H132V161H130V163H131ZM186 162H188V161L186 160ZM17 163H19V162H17ZM79 163H80V162H79ZM124 163H125V162H124ZM128 163H129V162H128ZM128 163H127V164H128ZM193 163H194V162H193ZM210 163H211V162H210ZM213 163H214V162H213ZM220 163H221V162H220ZM220 163H219V164H220ZM10 164H11V162H10ZM77 164H78V163H77ZM131 164H132V163H131ZM133 164H134V163H133ZM156 164H157V163H156ZM182 164L185 166L184 163H182ZM211 164H212V163H211ZM215 164H216V163H215ZM35 165H36V164H35ZM82 165L84 166L85 164H82ZM86 165H88V164H86ZM146 165H147V163H146ZM170 165H167V166H170ZM183 165L180 167L181 169H182V167H184ZM189 165H190V164H189ZM189 165H188V166H189ZM195 165H196V164H195ZM209 165H210V164H209ZM209 165H208V166H209ZM7 166H8V165H7ZM23 166L25 167V164H24ZM72 166H73V167H72ZM72 166H71L72 169H74V166L77 167L76 164H75V165H72ZM89 166H90V165H89ZM93 166H94V165H93ZM126 166H127V165H126ZM171 166H170L169 168H172ZM188 166H187V167H188ZM15 167H16V166H15ZM71 167H70V168H71ZM78 167H79V165H78ZM81 167H82V166H81ZM176 167H177V169H176ZM187 167H186V168H187ZM195 167H197V166H195ZM195 167L192 166V164H191L189 168H195ZM205 167H206V166H204V168H205ZM215 167H216V165H215ZM217 167H218V168H219V167L221 168V166H218V164H217ZM217 167H216V169L219 170ZM85 168H87V166H85ZM119 168H120V167H119ZM125 168H126V167H125ZM125 168H123V169H125ZM132 168H134V167H131V170H132ZM139 168H140V167H139ZM189 168H188V169H189ZM204 168H203V169H204ZM206 168H207V169H210V168L212 169L213 167H211V165H210V167H206ZM68 169H69V167H68ZM75 169H76V168H75ZM78 169H79V168H78ZM82 169H83V167H82ZM89 169H90V168H89ZM92 169H93V168H92ZM128 169H129V168H128ZM128 169H125V170H128ZM135 169H136V168H135ZM196 169H198V167H197ZM199 169H200V168H199ZM211 169H210V171L212 172L213 169H212V170H211ZM18 170H19V169H18ZM76 170H77V169H76ZM80 170H81V168H80ZM141 170H143L142 173H144V169H141ZM141 170H140V172H141ZM155 170H156V168H155ZM183 170H184V168L182 169V171H183ZM189 170H190V169H189ZM201 170H202V169H201ZM242 170H243V169H242ZM65 171H66V170H65ZM65 171H64V172H65ZM72 171H73V170H72ZM72 171L70 170L71 174H72V173H75V174H77V173L79 174V173H80V172H78L79 170L74 171V172H72ZM84 171H85V169H84ZM87 171H88V170H87ZM119 171H120V170H119ZM132 171H133V170H132ZM132 171H131V172H132ZM151 171H152V170H151ZM151 171L149 170L148 175H147V172L144 173V174H146V175H144V176L148 177L149 180H151V183H150L149 180H148V184H149V185H146L147 182L144 183L146 186H145L144 184H142V185L145 186V188H146V189L144 188L145 197H143V199H142L143 204H145V203H147V202L149 201V200H148V201L146 200V197H147V196H146V195H147L146 192L150 193L151 191H153V192H152V196L154 197L153 194H154L155 192L164 189V187L160 184V182H157V181L155 180V178H157L156 175H157V174H158V175L161 174L162 172H164V170L161 171V172H159V171L157 170V171L159 172V173L156 172L157 174H156V173L153 174V173H152L153 171H152V172H151ZM175 171H174V173H175ZM185 171H186V170H185ZM207 171H208V170H207ZM221 171H223V170H221ZM109 172H111V171H109ZM120 172H121V171H120ZM120 172H118V173L120 174ZM123 172H125V171L122 170V173H123ZM134 172H135V171H134ZM138 172H139V171H138ZM154 172H155V171H154ZM256 172L258 173V171H256ZM66 173H67V172H66ZM118 173H117V174H118ZM125 173H127V172H125ZM164 173H166V171H165ZM164 173L161 174V176H162L161 179L164 180V178L166 177V179L169 178V181H174V182H172V184L174 183V184H173V185H174V188H172L173 186L170 187V190H171V188L173 189V194H174V191L179 190V189L177 188V186L180 185V183H179V184L177 183L178 185H176V183H175V180H176V179L173 180V177H172V179H171L170 177H167V173L165 174L166 176H164ZM171 173H172V171H170V174H171ZM214 173H215V172H214ZM242 173H243V171H242ZM242 173H241V174H242ZM250 173H251V172H250ZM61 174H62V173H61ZM63 174H64V173H63ZM117 174H115V177H113V178H116V179L120 178V177L117 178ZM170 174H169V175H170ZM176 174H177V173H176ZM179 174H180V172H179ZM238 174H240V171L238 172ZM238 174H237V175H238ZM243 174H244V173H243ZM10 175H11V174H10ZM64 175L66 176V174H64ZM112 175H113V174H112ZM120 175H122V174H120ZM120 175H118V176H120ZM123 175H124V174H123ZM129 175H130L131 177H133L132 175H134V173H133V172H132V173H129ZM129 175H128V176H129ZM181 175H182V174H181ZM246 175H247V174H246ZM251 175H252V174H251ZM257 175H258V174H257ZM257 175L254 176V174H253V175H252V180H253V176L256 178ZM261 175L263 176L262 173H261L260 175H258V176H261ZM55 176H56V175H55ZM69 176H70V175H69ZM73 176H74V174H73ZM73 176H72V178H73ZM155 176H156V177H155ZM163 176H164V178H163ZM172 176H176V175H174V174L172 173ZM177 176H178V175H177ZM199 176H200V175H199ZM239 176H240V175H239ZM262 176H261V177H262ZM6 177H7V176H6ZM20 177H21V176H20ZM28 177H29V176H27V179H28ZM56 177H57V176H56ZM61 177H62V176H61ZM63 177H64V176H63ZM141 177H142V176H141ZM154 177H155V178H154ZM261 177H258V178L260 179ZM7 178H9V177H7ZM66 178H67V177H66ZM70 178H71V177H69V178H67V179H70ZM121 178H122V176H121ZM128 178H129V177H128ZM151 178H152V179H151ZM179 178H180V177H179ZM228 178H229V176H228ZM262 178H263V177H262ZM15 179H17V177H15ZM23 179H26V178L23 177ZM27 179H26V180H27ZM55 179H56V178H55ZM57 179H58V178H57ZM67 179H65V181H66ZM131 179H132V180H131ZM133 179H134V178H130V180H131V184H132ZM166 179H165V181H166V183L168 184V183H169V182L167 181L168 179H167V180H166ZM182 179H183V177L181 178V180L179 179V181L181 182ZM188 179H189V178H188ZM229 179H230V178H229ZM1 180H2V179H1ZM20 180H21V179H20ZM20 180H19V181H20ZM28 180H29V179H28ZM60 180H61V179H60ZM135 180H136V179H135ZM177 180H178V179H177ZM177 180H176V181H177ZM184 180H186V179H184ZM227 180H228V179H227ZM256 180H257V178H256ZM261 180H262V179H261ZM33 181H34V180H33ZM33 181H32V182H33ZM61 181L63 182V179H62ZM61 181H60V182H61ZM65 181L63 182V183H65V185H66V184L70 185L69 182L66 183ZM83 181H84V180H83ZM189 181H191V180H187L186 182H185V181H182L181 184H183V182H184V184L186 185V184H188L187 182H189ZM254 181H255V179H254ZM254 181H253V182H254ZM258 181H259V180H258ZM12 182H13V180H12ZM77 182H78V181H77ZM81 182H82V180H81ZM84 182H86V180H85ZM127 182L130 184V181H129V180H128ZM199 182H200V181H199ZM199 182H197V183H199ZM227 182H228V181H227ZM33 183H34V182H33ZM51 183H52V182H51ZM71 183H72V182H71ZM79 183H80V182H79ZM79 183H78V185H79ZM164 183H165V182H164ZM229 183H230V182H229ZM255 183H256V182H255ZM258 183H259V182H257V185H258ZM29 184H30V182H29ZM35 184L38 185V188H39V184H38V183H35ZM73 184H74V183H73ZM85 184L87 185V184H89V183L86 182ZM131 184H130V185H131ZM133 184H134V182H133ZM136 184H137V182L135 183V185H136ZM162 184H163V183H162ZM169 184H170V183H169ZM169 184H168V186H169ZM194 184H195V183H194ZM194 184H193V185H194ZM200 184H201V183H200ZM217 184H218V183H217ZM236 184H237V183H236ZM51 185H52V184H51ZM68 185H66V186H68ZM83 185H84V184H83ZM142 185H141V186H142ZM163 185H164V184H163ZM175 185H176V186H175ZM196 185H197V184H196ZM240 185H241V184H240ZM259 185H261V184L259 183ZM29 186H30V185H29ZM52 186H53V185H52ZM56 186H57V185H56ZM56 186H55V187H56ZM62 186H64V185H61V187H62ZM66 186H65V188L68 189V188H70V187L73 186V185H70V187L68 186V188H67ZM80 186H82V185L80 184ZM132 186H134V185H132ZM132 186H131V188H132ZM147 186H148L149 188H148ZM216 186H217V185H216ZM224 186H225V185H224ZM226 186L231 188V186H228V184H226ZM245 186H246V185H245ZM249 186H251V185H249ZM31 187H32V186H31ZM47 187H48V184H47ZM61 187H59V188L61 189ZM73 187H74V186H73ZM73 187H72V188H73ZM76 187L78 188V186H76ZM123 187H124V186H123ZM129 187H130V186H129ZM135 187H136V186H135ZM197 187H198V185H197ZM218 187H220V186H218ZM222 187H223V186H222ZM227 187H225V188H227ZM237 187H238V186H237ZM251 187H252V186H251ZM251 187H250V189H251ZM263 187H264V186H263ZM28 188H29V187H28ZM32 188H33V187H32ZM44 188H45V187H44ZM53 188H54V187H53ZM133 188H134V187H133ZM182 188L184 189L183 185H182ZM194 188H196V186H195ZM213 188H214V187H213ZM261 188H262V187H261ZM261 188H260V190H261ZM30 189H31V188H30ZM33 189H35V187H34ZM33 189H32V190H33ZM41 189H43V188H41ZM63 189H64V187H63ZM73 189H74V188H73ZM78 189H79V188H78ZM82 189H83V188H82ZM88 189H90V188H88ZM88 189H87V190H88ZM124 189H125V188H124ZM175 189H177V190H175ZM188 189H190V188H188ZM188 189H186V190H188ZM207 189H208V187H207ZM216 189H217V187H216ZM219 189H220V188H219ZM227 189H228V188H227ZM237 189H238V188H237ZM35 190H37V189H35ZM69 190L71 191L72 189L70 188ZM76 190H77V189H76ZM79 190L81 191V189H79ZM85 190H86V189H85ZM87 190H86V191H87ZM103 190L105 191V189H103ZM141 190H142V189H141ZM141 190H140V191H141ZM146 190H147V191H146ZM150 190H151V191H150ZM184 190H185V189H184ZM210 190H211V189H210ZM212 190H213V189H212ZM252 190H253V189H252ZM262 190H263V189H262ZM43 191H44V190H43ZM48 191H50V190H48ZM59 191H60V190H59ZM61 191L63 192L64 190L61 189ZM72 191H75V190H72ZM80 191H79V192H80ZM88 191H90V190H88ZM91 191H92V189H91ZM124 191H125V190H124ZM190 191H191V190H190ZM213 191H214V190H213ZM213 191H212V192H213ZM215 191H216V190H215ZM236 191H237V190H236ZM254 191H255V190H254ZM256 191H258V190H256ZM75 192H78V191H75ZM101 192H102V191H101ZM170 192H171V194H172V191H170ZM178 192H179V191H178ZM181 192H182V191H181ZM184 192L186 193V191H184ZM198 192H199V190H198ZM210 192H211V191H210ZM218 192H219V191H218ZM226 192H227V191H226ZM36 193H37V192H36ZM39 193H40V192H39ZM43 193H44V192H43ZM49 193H50V192H49ZM49 193L46 192V194H49ZM159 193H160V192H158V194H159ZM182 193H183V192H182ZM215 193H216V192H214L213 194L215 195ZM222 193H223V192H222ZM224 193H225V192H224ZM234 193H235V192H234ZM240 193H241V192H240ZM50 194H51V193H50ZM52 194H54V193H52ZM61 194H62V193H61ZM73 194H74V192H73ZM155 194L157 195V193H155ZM183 194H184V193H183ZM190 194L192 195V193L189 192V190H188V194H187L188 196L181 197L180 199H181L182 201H180V199H179V201H180V202H183V199H185V197H186V198H189V195H190ZM195 194H196V193H195ZM213 194H212V195H213ZM218 194H221V193L219 192ZM235 194H236V193H235ZM248 194H249V193H248ZM250 194H251V193H250ZM250 194H249V195H250ZM253 194H255V193L253 192L251 195H253ZM260 194H262V192L259 193V195H260ZM17 195H18V194H17ZM39 195H40V194H39ZM42 195H45V194H42ZM123 195H124V192H123ZM156 195H155V197H157ZM177 195L181 196L182 194H181V195H180V194H176L175 196H177ZM212 195H211V196H212ZM222 195H223V194H222ZM236 195H237V194H236ZM263 195H264V191H263ZM22 196H23V195H22ZM40 196H41V195H40ZM45 196H46V195H45ZM47 196H48V195H47ZM56 196H58V195H56ZM66 196H68V195H66ZM66 196L63 197V198H66ZM70 196H71V195H70ZM143 196H144V195H143ZM152 196H151V197H152ZM171 196H174V195H171ZM179 196H178V198H179ZM182 196H183V195H182ZM234 196H235V195H234ZM237 196H238V195H237ZM72 197H73V196H72ZM72 197H71V198L69 197V198H70V201H71V200L73 201ZM148 197H150V196H148ZM148 197H147V198H148ZM151 197L148 198V199L151 200ZM217 197H218V196H217ZM220 197H221V196H220ZM252 197H257V196H252ZM18 198H19V197H18ZM40 198H41V197H40ZM47 198H48V197H47ZM53 198H54V197H53ZM61 198H62V197H61ZM109 198H110V197H109ZM175 198H176V197H175ZM175 198H174V199H175ZM194 198H195V197H194ZM224 198H225V197H224ZM235 198H236V196H235ZM238 198H239V197H238ZM246 198H247V197H246ZM248 198H249V197H248ZM261 198H263V197H261ZM36 199H37V198H36ZM49 199H50V198H49ZM49 199H48V200H49ZM55 199L57 200V198H55ZM111 199H112V198H111ZM111 199H109V200H111ZM155 199H156V198H155ZM189 199H190V198H189ZM189 199H187V200H189ZM191 199H192V198H191ZM213 199H215V198H213ZM220 199H221V198H220ZM222 199H223V198H222ZM250 199H251V198H249L248 200H250ZM263 199H264V198H263ZM40 200H41V199H40ZM53 200H54V199H53ZM144 200H145V201H144ZM157 200L159 201V199H157ZM175 200H176V199H175ZM187 200H186V201H187ZM192 200H193V199H192ZM195 200H196V199H195ZM210 200H211V199H210ZM215 200H217V201H216L217 204H218V202H220L219 197H218V199H215ZM228 200H229V199H228ZM234 200H235V199H234ZM251 200H252V199H251ZM255 200H256V199H255ZM31 201H32V200H31ZM45 201H46V200H45ZM65 201H67V199H66ZM158 201H156V202H158ZM171 201H172V200H171ZM213 201H214V200H213ZM213 201H212V203L215 202V201H214V202H213ZM225 201H226V199H225ZM225 201H224V202H225ZM253 201H254V200H253ZM40 202H41V201H40ZM40 202H39V203H40ZM43 202H44V201H43ZM74 202H75V201H74ZM119 202H120V201H119ZM138 202H139V200H138ZM154 202H155V200H154ZM156 202H155V205H156ZM162 202H163V201H161V203H162ZM164 202H165V201H164ZM167 202H168V201H167ZM169 202H170V201H169ZM169 202H168V203H169ZM174 202H175V201H172V203H169V204H170V205H171V204L173 205ZM209 202H211V201H208V203H209ZM235 202H236V201H235ZM245 202H246V201H245ZM255 202H256V201H255ZM262 202H263V201H262ZM17 203H18V202H17ZM36 203H37V202H36ZM36 203H34V204H36ZM39 203H38V204H39ZM75 203H76V202H75ZM111 203H112V201H111ZM111 203H110V204H111ZM113 203H115V202H113ZM165 203H166V202H165ZM187 203H188V204H187ZM187 203H185V204H187L188 206L191 205V207H194V210H196V209H195L196 206H194V204H195L196 202H195L193 205H192V203H193L192 201H188ZM189 203H191V204H189ZM216 203H215V204H216ZM54 204H55V203H54ZM54 204H53V206H54ZM56 204H57V201H56ZM60 204H61V202H60ZM72 204H73V203H72ZM72 204H71V205H72ZM140 204H141V201H140ZM162 204H163L164 210H163V207H162L160 204H158V205H157V210L155 211V213H156L157 211H159L158 206H160V208H161L160 211H161V212H160V211L158 212V215H157L158 217H159V216H162L161 213H164V212L167 210V208L170 206L169 204H167V206H166V205L164 206V203H162ZM175 204H176V203H174V205H175ZM179 204H181L180 207H181L182 209L179 208V209H181V210H180L178 213H176L174 216L171 217V219H170V220L168 221V223H167V226L165 227V230H166V232L170 235V238L172 239V241H174V243L176 242L177 245H178V244H179V245L182 244V245H186V247L188 246V247H190V248H192V247H195V248H196V251H195V249L193 250V251H195V252H192V250L189 251V252L192 253V255H193L194 257H195V256H199V258H198V259L196 258V260L191 261V262L188 263V264H220L221 262L218 261L219 259H218V260L216 259V257H215L216 255H215V256H214V255L212 256V255L210 254V251H209V250L211 249V245H209V246H207V245H206V246L203 245L204 247H199V245H198V244H199L200 237L202 238V237H204L205 235H207V234H204V232L206 233L207 231H205V230L203 231V230H202V227H201V231H203V232H201V231L198 230V228H197V224H196V222L198 223V221H196V219L199 220V218H197V217H199V216H196V215H199V213L196 211L198 214H195V218H196V219H194V218L191 216V213H192L191 211L193 210V208L188 207L187 205L184 206L183 203H178L177 206H178ZM210 204H211V203H210ZM210 204H209V205H210ZM231 204H232V202H231ZM233 204H236V203H233ZM233 204H232V205H233ZM249 204H250V203H249ZM257 204H258V203H257ZM261 204H262V203H260L259 205L261 206ZM31 205H32V204H31ZM36 205H37V204H36ZM40 205H41V204H40ZM44 205H45V204H44ZM57 205H58V204H57ZM73 205H75V204H73ZM85 205H86V204H85ZM85 205H82V206H81V204H80V207H82V208H81L79 211H81L82 209H85V208H83ZM113 205H114V204H113ZM137 205H138V204H137ZM153 205H154V204H153ZM168 205H169V206H168ZM172 205H171V206H172ZM182 205H183L184 208L182 207ZM195 205H198V204H195ZM205 205H206V204H205ZM227 205H229L228 202H227L226 206H227ZM238 205H239V207H240L241 203H240V204L238 203ZM245 205H246V204H245ZM245 205H244V206H245ZM251 205H252V204H251ZM32 206H34V205H32ZM42 206H43V205H42ZM42 206H41V207H42ZM55 206H56V205H55ZM61 206H62V205H61ZM111 206H112V205H111ZM142 206H143V207H142L143 209H144V207H145V208H147V210H148V207H149L148 205L145 204V206H144V205H142ZM75 207H76V206H75ZM154 207H155V206H154ZM154 207H153V209H155ZM185 207H186V208H185ZM198 207H199V205H198L196 208H198ZM201 207H202V206H201ZM201 207H200V209H201ZM208 207H210V206H208ZM217 207H219V206H217ZM249 207H251V206L249 205ZM263 207H264V205H263ZM36 208H37V207H36ZM36 208H34V209H36ZM38 208H40V206H39ZM38 208H37V209H38ZM60 208H62V207H60ZM77 208H79V207L77 206ZM86 208H87V207H86ZM108 208H109V207H108ZM112 208H115V209H116V208H117L116 204H115V207L112 206ZM190 208H191L192 210H190ZM203 208H205V207L203 206ZM210 208H211L210 211H213V209H215L214 207L212 208V206H211ZM222 208H223V207H222ZM225 208H226V207H225ZM228 208H231V207H228ZM247 208H248V207H247ZM19 209H20V208H19ZM143 209H142V211H143ZM170 209H171V207L168 208V210H170ZM198 209H199V208H198ZM198 209H197V210H198ZM200 209H199V210H200ZM218 209H219V208H218ZM220 209H221V208H220ZM232 209H233V208H232ZM232 209H231V210H232ZM243 209H244V208H243ZM245 209H246V208H245ZM245 209H244V210H245ZM39 210H40V209H39ZM49 210H50V209H49ZM51 210H52V209H51ZM54 210H55V209H54ZM61 210H62V209H61ZM64 210H65V212H69V211H66L67 209H65V208H64ZM68 210H69V209H68ZM194 210H193V212H194ZM222 210H223V209H222ZM227 210H228V209H227ZM227 210H225V211H227ZM231 210H230V211H231ZM0 211H1V210H0ZM33 211H34V210H33ZM44 211H45V210H44ZM76 211H77V210H76ZM79 211H78V212H79ZM108 211H109V210H108ZM113 211H114V210H113ZM144 211H145V212H144ZM144 211L142 212L143 214H140V216H136V217H135V216H132L131 214H130V215H129V214L125 215L126 212H125V214H123L124 211L122 212L121 215H122L123 217H124V216H128V217L131 216L132 218L134 217V219H136V221H137L139 218L142 217L141 220H140V219L138 220V222H139V221H143V220H144L145 214H146L147 216H148V214H150V213H148L149 211H146V209H145ZM177 211H178V210H177ZM205 211H206V210H205ZM230 211H229V212H230ZM27 212H28V211H27ZM36 212H37V211H36ZM36 212H35V213H36ZM70 212H71V211H70ZM81 212H82V211H81ZM81 212L79 213V215H80L81 217L84 216V218H83V219H84V220H83V225L80 226V227L78 226V228H77L76 230H75V229H74V230H75L77 233H79V235L81 236L82 239H85V238L87 239V238H88V240H89V238H90L91 235H92V233L90 234V232H93V230H94V229L92 228V226H95L96 224H98V226H97V225L95 226L96 229H97V232L94 231L95 233H94V232H93V233H94V235H98V236H96V237H97L96 239H97V240L99 239V241H101V242H98V241H97L98 243H100V244H97V243H96V240H95L94 237H93L94 235H92V238H93V239L90 238V241H91V239H92L93 242H95V243L97 244V245H96V244L94 243V246H95V245H96V246L100 245V247H102L101 243H102V240H104V239H105L106 241H109V242H111L112 240H114V236L116 237L117 234L115 235V234H113V233L105 232V231H106V230H105V226L107 225V223H104V222L101 223V224H103V225L106 224V225L104 226V230H105V231L103 232V229H102L103 227H100V226H103V225L100 224V226H99V223H97L98 221H97V219H96L97 217H96V218H94L93 216L91 217V215L94 214V213H93V214L91 213V210H90L91 215H90V213H89V215H86L85 213H83V212L81 213ZM92 212H93V211H92ZM103 212H104V211H103ZM114 212H115V214H116V213L118 212V210H117V212H116V210H115ZM152 212H154V210H153ZM207 212H208L207 215H209V211H207ZM217 212H218V211H217ZM241 212H242V211H241ZM14 213H15V212H14ZM23 213H25V209H24V212H23ZM29 213H30V212H29ZM29 213H28V214H29ZM35 213H34V214H35ZM38 213H40V212H38ZM44 213H45V212H44ZM44 213H42V215H43ZM46 213H47V212H46ZM49 213H50V212H49ZM54 213H55V212H54ZM71 213H72V212H71ZM108 213H109V212H108ZM112 213H113V212H112ZM112 213H111V214H112ZM118 213H120V211H119ZM147 213H148V214H147ZM194 213H195V212H194ZM210 213L213 214V212H210ZM231 213L233 214V210H232ZM246 213H247V212H246ZM8 214H9V213H8ZM8 214H7V215H8ZM34 214H33V215H34ZM36 214H37V213H36ZM62 214H63V213H62ZM84 214H85V215H84ZM87 214H88V213H87ZM113 214H114V213H113ZM113 214H112V215H113ZM152 214H153V213H152ZM156 214H157V213H156ZM156 214H154V215L156 216ZM228 214H229V213H228ZM1 215H2V214H0V216H1ZM11 215H13V214H11ZM33 215H32V217H33ZM37 215H38V214H37ZM57 215H59V214H56V216H57ZM65 215H66V214H65ZM82 215H83V216H82ZM116 215H117V214H116ZM171 215H173V214H171ZM192 215H193V214H192ZM205 215H206V213H205ZM217 215H218V214H217ZM241 215H242V214H241ZM2 216H3V215H2ZM4 216H5V215H4ZM17 216H18V215H17ZM34 216H35V215H34ZM43 216H44V215H43ZM46 216H47V218H45V219H48V215H46ZM46 216H45V217H46ZM52 216H53V219H54V218H55V217H54V214H53ZM122 216H121V217H122ZM201 216H202V215H201ZM212 216H213V215H211L210 218H209V216H206V217H208V219H211ZM229 216H230V215H229ZM19 217H21V216H19ZM19 217H18V218H19ZM39 217H41V216H39ZM39 217H38V218H39ZM49 217H51V216L49 215ZM204 217H205V216H204ZM215 217H216V215H215ZM215 217H214V218H215ZM222 217H223V215H222ZM245 217H246V216H245ZM11 218H12V217H11ZM41 218H42V217H41ZM51 218H52V217H51ZM125 218H127V217H125ZM159 218L161 219V217H159ZM200 218H201V217H200ZM214 218L212 217V219H214ZM226 218H228V216H227ZM243 218H244V217H243ZM14 219H15V218H14ZM14 219H13V220H14ZM26 219H27V218H26ZM31 219H32V218H31ZM35 219H36V218H35ZM113 219L115 220L114 217H113ZM113 219H112V220H113ZM134 219H132V220H134ZM145 219H146V217H145ZM15 220H16V219H15ZM28 220H29V219H28ZM37 220H38V219H37ZM42 220H43V219H42ZM50 220H52V219H50ZM98 220H99V218H98ZM102 220H103V219H102ZM200 220H201V219H200ZM205 220H207V219H205ZM233 220H234V219H233ZM244 220H245V218H244ZM248 220H249V217H248ZM248 220H247V221H248ZM19 221H22V220L19 218ZM26 221H27V220H26ZM34 221H35V220H34ZM48 221H49V220H48ZM115 221H116V220H115ZM118 221H119V220H118ZM123 221H125V220L123 219ZM209 221H210V220H209ZM214 221H215V220H214ZM240 221L242 222L241 219H240ZM245 221H246V220H245ZM15 222H16V221H15ZM39 222H40V221H39ZM99 222H101V220H99ZM125 222H126V221H125ZM125 222H124V223H125ZM138 222H136V224H137ZM145 222H146V221H145ZM201 222H202V221H200V223H201ZM217 222H218V221H217ZM232 222H233V221H232ZM236 222H239V220H237ZM0 223H1V222H0ZM24 223H25V222H24ZM26 223H27V222H26ZM30 223H31V222H30ZM33 223H34V222H33ZM33 223H32V224H33ZM112 223H114V222H112ZM115 223H116V222H115ZM129 223H130V222H129ZM143 223H144V221H143ZM203 223H204V222H203ZM225 223H226V222H225ZM242 223H243V222H242ZM5 224H6V223H5ZM7 224H8V223H7ZM11 224H12V223H11ZM19 224H20V223H19ZM47 224H48V226H49L50 222H47ZM73 224H74V223H73ZM131 224H133V226L136 225L135 222H131ZM144 224H145V223H144ZM144 224H143V225H144ZM153 224H154V223H153ZM153 224L151 223V225H153ZM198 224H199V223H198ZM210 224H211V223H209V225H210ZM215 224H216V223H215ZM217 224H218V223H217ZM226 224H227V223H226ZM245 224H246V223H245ZM0 225H1V224H0ZM33 225H34V224H33ZM74 225H76V223H75ZM123 225H124V224H123ZM139 225H140L141 228L138 227V228H139L138 230H136V229H137V227H136L137 225H136L132 230H128V229H130V227L128 228V226L124 225L123 229L126 227L127 231H124V230H123L124 234H123L122 232H120V233H118V234H121V233H122V235H123L122 238H124V237H125V234H126V236H127V233L129 234L130 231H131L130 236H132V232H133L134 237H139V236L142 235L141 233H143V236H145V239H143V238H144L143 236H142L143 238H142V237H141V238H142L143 240L148 241V240H147L148 238L146 239V237H149V236L151 237V236H153V233H154V229H153V227H150L147 223H146L143 227L141 226V223H140ZM205 225H206V224H205ZM212 225H213V224H212ZM3 226H4V225H3ZM12 226H13V225H12ZM27 226H28V225H27ZM37 226H38V224H37ZM46 226H47V225H46ZM76 226H77V225H76ZM86 226H87V228H88L89 226H91V230L93 229V230L90 231V232L88 231V232H89L88 234H90V235H88L87 233H84V231H85V227H86ZM111 226H112V225H111ZM111 226H110V228H111ZM153 226H154V225H153ZM233 226H234V225H233ZM241 226H242V225H241ZM0 227H1V226H0ZM7 227H8V225H7ZM10 227H11V226H10ZM14 227H15V226H14ZM25 227H26V226H25ZM38 227H39V226H38ZM38 227H36V229H37ZM49 227H50V226H49ZM51 227H53V226H51ZM51 227L49 228L50 231L53 230ZM73 227H74V226H73ZM106 227H107V226H106ZM108 227H109V225H108ZM198 227H199V226H198ZM234 227H235V226H234ZM2 228H3V227H2ZM8 228H9V227H8ZM16 228H17V227H16ZM20 228H21V227H20ZM26 228H27V227H26ZM33 228H35V226L32 227V229H33ZM39 228H40V227H39ZM58 228L60 229V226H59ZM87 228H86V229H87ZM112 228H113V227H112ZM112 228H111V229H112ZM159 228H160V227H159ZM3 229H4V228H3ZM5 229H6V228H5ZM11 229H12V228H11ZM22 229H23V228H22ZM59 229H58V230H59ZM88 229H89V228H88ZM96 229H95V230H96ZM108 229H109V228H108ZM111 229H110V230H111ZM121 229H122V228H121ZM121 229H120V230H121ZM17 230H18V229H17ZM20 230H21V229H20ZM20 230H18V231H20ZM33 230H34V229H33ZM74 230H73V231H74ZM89 230H90V229H89ZM237 230L240 231V228L238 227ZM243 230H245V229H243ZM243 230H242V231H243ZM24 231H25V230H24ZM24 231H20V232H18V233H20V234H19L20 237L25 236V234H23V235L21 236V234L24 233ZM44 231H45V230H44ZM128 231H129V232H128ZM136 231H137V232H136ZM210 231H211V230H210ZM21 232H22V233H21ZM45 232H46V231H45ZM45 232H44V233H45ZM52 232H54V230H53ZM57 232H58V231H57ZM85 232H87V230H86ZM125 232H127V233H125ZM208 232H209V231H208ZM208 232H207V233H208ZM215 232H218V231L215 230ZM244 232H246V230H245ZM0 233H1V232H0ZM16 233H17V232H16ZM31 233H33V232H31ZM39 233H41V232H39ZM96 233H97V234H96ZM209 233H211V232H209ZM241 233H242V232H241ZM241 233H240V234H241ZM45 234H47V232H46ZM72 234H73V233H72ZM108 234H110L111 236L113 235V236H112L113 238L111 237V239H110L111 241L106 239V236H107ZM135 234H136V235H135ZM217 234L219 235L220 233L218 232V233H216V235H217ZM222 234H223V233H222ZM235 234H236V232H235ZM235 234H234V235H235ZM6 235H7V234H6ZM49 235H51V232H50ZM122 235H120V237H121ZM209 235H210V234H209ZM218 235H217V236H218ZM225 235H227V234H225ZM225 235H224V236H225ZM238 235H239L238 232H237V235H235V236L232 235V236L234 237V239H236V238H237V239H236V240H234V239L230 240L231 242H232V241L235 242V246H237V245L239 244V242H240L239 240H241L245 234L242 235V236L239 235L240 238L237 237ZM28 236H29V235H28ZM43 236H44V234L42 235V240H43L42 242L45 243V241H46L45 237H46L47 235L44 236V237H43ZM54 236H55V235H54ZM80 236H79V237H80ZM82 236L85 237V238H83ZM221 236H222V235H221ZM246 236L249 237L247 234L245 235V237H246ZM258 236H259V235H258ZM15 237H16V236H15ZM33 237H35V235H33ZM37 237H39V236H37ZM37 237H36V238H37ZM49 237H50V236H49ZM51 237H52V236H51ZM107 237H108V236H107ZM120 237L118 236V239H120ZM132 237H133V236H132ZM206 237H207V236H206ZM218 237H220V236H218ZM235 237H236V238H235ZM241 237H242V238H241ZM245 237H244V238H245ZM247 237H246V238H247ZM254 237H255V236H254ZM260 237H261V236H260ZM17 238H18L19 241H20L19 236H18ZM23 238H24V237H23ZM54 238H55V237H54ZM74 238H75V237H74ZM109 238H110V237H109ZM109 238H108V239H109ZM139 238H140V237H139ZM227 238H228V237L226 236V239H227ZM11 239H12V237H11ZM14 239H15V238H14ZM25 239H27V238L25 237ZM38 239H39V238H38ZM44 239H45V241H44ZM51 239H52V238H51ZM79 239H80V238H79ZM82 239H80V240L82 241ZM86 239H85V240H86ZM125 239H126V238H125ZM149 239H150V238H149ZM151 239H152V237H151ZM151 239H150V240H151ZM154 239H155V238L152 239V240H153V242H152L153 244H151V241H148V242H150V245H151V246H150V245L148 244L149 247L155 246V245H154ZM168 239H169V238H168ZM212 239H213V238H212ZM215 239H218V238H215ZM230 239H231V238H230ZM249 239H250V237L248 238V240H249ZM259 239H260V238H259ZM22 240H23V239H22ZM27 240H28V239H27ZM56 240H57V239H56ZM115 240H116V238H115ZM115 240H114V241H115ZM143 240H140V239H137V238H136V239L134 240V241H135V245H137L138 243L143 242ZM208 240H209V239H208ZM218 240H219V239H218ZM220 240H222V239H220ZM30 241H31V240H30ZM81 241H80V242H81ZM114 241H112V244H114V245L116 246L117 243H116V244L113 243ZM117 241H118V240H117ZM122 241H123V240H122ZM146 241H144V242H146ZM242 241H244V239L241 240V242H240V246L242 245V244H241ZM252 241H253V240H252ZM16 242H17V241H16ZM24 242H25V244H22V246L25 245V246H24V247H26L25 249H27V247L29 248V243H27L26 240H25ZM42 242H41V243H42ZM83 242H84V241H83ZM93 242H92V245H93ZM103 242H104V241H103ZM109 242H105V243L108 244ZM115 242H116V241H115ZM119 242H121V241H119ZM126 242H127V241H126ZM126 242H125V243H126ZM137 242H138V243H137ZM148 242H146V244H147ZM163 242H164V241H163ZM210 242H211V243L213 242V243H212V247H213V244L215 243L214 240H213V241H210ZM210 242H209V244H211ZM216 242H217V241H216ZM222 242H223V241H222ZM233 242H232V243H233ZM245 242H248V241L245 240ZM260 242H261V241L259 240V243H260ZM5 243H6V242L4 241V244H5ZM19 243H20V242H18L17 244L14 243V244H15V247H16V245H18ZM22 243H23V242H22ZM32 243H33V241H32ZM86 243H88V242L86 241ZM89 243L91 244V242H89ZM121 243L124 244V242H121ZM159 243H160V241H159ZM176 243H175V245H176ZM207 243H208V242H207ZM223 243H224V242H223ZM27 244H28V246H27ZM42 244H43V243H42ZM84 244H85V242H84ZM90 244H89V245H90ZM118 244H119V243H118ZM144 244H145V243H144ZM144 244H143V243H142V245L139 244V247L141 248L140 250H142L143 247H145V248H143V249L146 250V248H147L148 246H147V245H144ZM218 244H219V243H218ZM228 244H229V243H228ZM243 244H244V243H243ZM35 245H36V244H35ZM35 245H34V246H35ZM43 245H44V244H43ZM56 245H57V244H56ZM65 245H66V244H65ZM77 245L80 246V244H77ZM92 245H91V246H92ZM103 245H104V243H103ZM140 245H141V246H140ZM182 245H181V246H182ZM214 245H215V244H214ZM232 245H233V247H234V244H232ZM37 246H39V245H36V249L38 250L39 247L37 248ZM51 246H52V245H51ZM82 246H83V243H82L81 247H82ZM84 246H85V245H84ZM86 246L89 247L87 244H86ZM96 246H95V247H96ZM109 246H110V245H109ZM115 246H114V247H115ZM127 246H128V245H127ZM142 246H143V247H142ZM170 246H171V245H170ZM200 246H202V245H200ZM244 246H247V245H244ZM261 246H262V245H261ZM47 247H48V246H47ZM92 247H93V246H92ZM92 247H90V248H92ZM95 247H93L94 250H95ZM114 247H111V248L109 247L111 250H108V249H109V248H108V245H107V248H108V249L106 248V245H105V250H104V251H102L101 249H99V248L97 247V248L99 249L98 251H96L97 253H95V251H93V250L91 249L89 253H91V251L93 252V253H91L92 255L94 254V255L92 256V258H91V255H90L89 253H88L89 256L87 255V253H86V252H88V251L86 250L87 248L85 249L86 251L84 250V253H83V254H82V251H83V250H82V251L79 250V252H81L79 255H80V256H82V255L85 256V255H86V257L88 256V257H89L90 259H92L93 261L96 260V262H100L98 259H100L101 257H102L103 259H104V257H105V258L107 257V258H109V260H106L107 262H109L108 264H112V263H113V260L116 261L114 264H116V263L123 264V262H117V260H116V258L118 257V256H116L117 253H113V254H115V256L113 255L114 259H112V258H113V257H112V252H115V250H116V251L118 250L116 247H115V248H114ZM173 247H174V244H173ZM218 247H219V246H218ZM223 247H224V246H223ZM233 247H231V248H232L233 250H235V249H234L235 247H234V248H233ZM241 247H242V246H241ZM263 247H264V246L260 247L259 249L261 250ZM20 248H21V246H20ZM22 248H23V247H22ZM22 248H21V249H22ZM78 248H79V247H78ZM78 248H77V250H78ZM97 248H96V250H97ZM112 248H113L114 251L112 250ZM128 248H129V247H128ZM133 248H134V247H133ZM221 248H222V247H221ZM225 248H226V247H225ZM227 248H228V247H227ZM236 248L238 249V247H236ZM242 248L244 249V247H242ZM242 248H240V249H242ZM245 248H249V247H245ZM257 248H258V247H257ZM34 249H35V247H34ZM66 249H67V248H66ZM103 249H104V246H103ZM106 249H107V252L109 251V252L111 253V255L109 254V256H107L108 254L105 253ZM134 249L137 250V247H135ZM153 249H155V248L153 247ZM153 249H152V251H151L152 253L155 252V250H154V252H153ZM159 249H160V248H159ZM214 249L217 250V249H216V246L214 247ZM259 249H258V250H259ZM3 250H5V249H3ZM22 250H23V249H22ZM44 250H46V249L44 248ZM73 250H74V249H73ZM88 250H89V249H88ZM125 250H126V248H125ZM125 250H124V253H126V254H127V252L129 253L128 250H127L126 252H125ZM211 250H212V249H211ZM218 250H219V249H218ZM218 250H217V251H218ZM48 251H49V249H48ZM70 251H71V249L68 250L67 252H70ZM118 251H119V252L121 251V254H123V252H122L123 249L118 250ZM137 251H138V250H137ZM149 251H150V249H149ZM160 251H161V249H160ZM164 251L168 253V250L166 251V249H165V250L163 249V250L160 252V254L163 255V252H164ZM169 251H170V250H169ZM183 251H185V250H182L181 252H182L183 254H185V252H183ZM237 251L239 252L240 250H237ZM237 251H236V252L234 251V252L237 253ZM262 251H264V249H262ZM262 251H261V252H262ZM67 252L65 251L66 254H67ZM73 252H74V251H73ZM75 252H76V251H75ZM77 252H78V251H77ZM77 252L75 253V255H74V253H73L74 257H76V258L79 257V256H77V254H78ZM109 252H108V253H109ZM130 252H131V251H130ZM156 252H157V250H156ZM156 252L154 253L155 256H157L156 254H158V252H157V253H156ZM181 252L178 251V254L180 253V255L182 256L183 254H181ZM220 252H221V251H220ZM220 252H219V253H220ZM242 252H243V251H242ZM251 252H252V251H251ZM261 252H259V254H260ZM25 253H26V252H25ZM70 253H71V252H70ZM85 253H86V254H85ZM103 253H105L106 256H105V254H103ZM135 253H136V252H135ZM170 253H171V251H170ZM170 253H168V254H170ZM193 253H195V254H193ZM211 253H212V251H211ZM243 253H244V252H243ZM243 253H241V254H243ZM245 253H246V251H245ZM45 254H46V251H45ZM45 254H44V255H45ZM129 254H130L131 256H133V254H131V253H129ZM146 254H147V258L151 257V259H152V257H153L152 255H153V254H151V256H149V255H148V251L146 252ZM149 254H150V253H149ZM178 254L176 255V253H175V255H174V257H176V256H178V258L180 257V259H177V257H176L175 259H177V260L182 261V260H184V259L187 257V256H184L185 258L183 257L184 259H182V257H181L180 255H178ZM216 254H217V253H216ZM23 255H25V254L23 253ZM47 255H48V254H46V257H47ZM67 255H68V254H67ZM67 255H66V256H67ZM71 255H72V253H71ZM103 255H104V256H103ZM118 255H119V254H118ZM127 255H128V254H127ZM144 255H145V254H144ZM162 255H160V256H162ZM171 255H172L171 257H173V254H171ZM187 255H188V254H187ZM192 255L190 254V257H191ZM235 255H236V254H235ZM261 255H262V254H261ZM261 255L259 256V258L261 257ZM20 256H21V254H20ZM64 256H65V254H64ZM68 256H69V255H68ZM95 256H99L100 258H98V257L96 258ZM120 256H121V258H123L122 256H124V254H123V255H120ZM128 256H129V255H128ZM140 256H142V255L140 254ZM148 256H149V257H148ZM164 256L166 257L165 260H169V259L171 258V257H170V258L167 257V254H166V253H165V254L163 255V257H161V258L163 259ZM217 256H218V255H217ZM220 256H221V255L219 254V257H220ZM223 256H224V255H223ZM223 256H222V257H223ZM226 256H227V255H226V252H225V257H226ZM238 256H239V254H238ZM252 256H253V255H252ZM252 256H251V258L254 257V256H253V257H252ZM257 256H258V255H257ZM262 256H264V252H263V255H262ZM5 257H6V256H5ZM69 257H71V256H69ZM69 257H68V258H69ZM72 257H73V256H72ZM86 257H83L82 260L84 261V259H85ZM111 257H112V258H111ZM124 257H125V256H124ZM135 257H136V256H135ZM157 257H158V256H157ZM236 257H237V256H236ZM36 258H38V256H36ZM64 258H65V257H64ZM68 258H67V259H68ZM94 258H96V259L94 260ZM137 258H138V257H137ZM140 258H142V257H140ZM159 258H160V257H159ZM161 258H160V259H161ZM167 258H168V259H167ZM191 258H192V257H191ZM191 258H190V259H191ZM244 258H245V256H244ZM256 258H257V257H256ZM20 259L22 260L23 257L21 256ZM49 259H51V258H49ZM49 259H44V260L42 259L43 261H45V260H46V261L43 262L42 260H40L39 263H40V264H43V263H44V264L49 263V262H50ZM73 259H74V258H72V259H71L72 261H70V258H69V261H70V262H74ZM119 259H120V258H119ZM123 259L126 261V258H123ZM138 259H139V258H138ZM144 259H145V258H144ZM155 259H156V257H155ZM162 259H161V260H162ZM181 259H182V260H181ZM186 259H188V257H187ZM228 259H229V258H228ZM21 260H20V261H21ZM34 260H35V259H33V261H34ZM38 260H39V259H37V262H38ZM47 260H48L49 262H48ZM52 260H53V258H52ZM59 260H60V259H59ZM75 260H76L75 262H77V260H80V261H81V258H79V259L77 258V259H75ZM86 260H87V259H85V262H87V263L89 264V262L86 261ZM88 260H89V259H88ZM92 260H89L90 263H91ZM100 260H101V259H100ZM110 260H111V261H110ZM165 260H163V261H165ZM170 260H171V259H170ZM170 260H169V261H170ZM191 260H192V259H191ZM222 260H224V259H222ZM238 260H239V259H238ZM254 260H255V257H254ZM261 260H263V259L260 258L259 261H261ZM3 261H4V260H3ZM3 261H2V263H4ZM5 261H6V260H5ZM26 261H28V260H25V262H26ZM65 261H67V260H65ZM69 261H68V262H69ZM80 261H78V262H80ZM101 261H102V260H101ZM103 261H104V260H103ZM119 261H120V260H119ZM137 261H138V260H136V262H137ZM139 261H140V260H139ZM139 261H138V262H139ZM146 261H147V260H146ZM149 261H150V259H149ZM149 261H147V262H149ZM152 261L154 262V259H153ZM152 261H151V262H152ZM158 261H159V260H158ZM163 261H162V262H163ZM225 261H226V259H225ZM259 261H258V262H259ZM263 261H264V260H263ZM34 262H35V261H34ZM61 262H62V261H61ZM63 262H64V261H63ZM107 262H104V263L107 264ZM128 262H129V261H128ZM128 262H127V263H128ZM136 262L134 261L135 264H136ZM138 262H137V263H138ZM140 262H141V261H140ZM143 262H144V260H143ZM153 262H152V263H153ZM227 262H228V261H227ZM255 262H256V261H255ZM22 263H23V262H21V264H22ZM28 263H29V264H34L33 262H30V261H29ZM28 263L26 262V264H28ZM39 263H38V264H39ZM50 263H51V264H54V263H52V262H50ZM82 263H83V262H81L80 264H82ZM87 263H86V264H87ZM94 263H95V262H94ZM102 263H103V262H102ZM104 263H103V264H104ZM127 263H126V264H127ZM132 263H133V262H132ZM152 263H151V264H152ZM222 263L224 264L225 262L223 261ZM244 263H245V262H244ZM244 263H243V264H244ZM248 263H249V262H246V264H248ZM256 263H257V262H256ZM18 264H19V263H18ZM23 264H24V263H23ZM36 264H37V263H36ZM62 264H63V263H62ZM67 264H68V263H67ZM74 264H76V263H74ZM77 264H78V263H77ZM83 264H85V263H83ZM92 264H93V263H92ZM95 264H98V263H95ZM99 264H100V263H99ZM142 264H143V263H142ZM145 264H146V263H145ZM148 264H149V263H148ZM153 264H154V263H153ZM163 264H164V263H163ZM165 264H166V263H165ZM228 264H229V263H228ZM231 264H233V263H231ZM234 264H235V263H234ZM250 264H252V263H250ZM254 264H255V263H254Z\"/></svg>",
    "mask_w": 264,
    "mask_h": 264
}]
</instances>
